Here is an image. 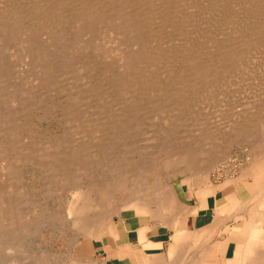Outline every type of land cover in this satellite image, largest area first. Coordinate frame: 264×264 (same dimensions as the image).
<instances>
[{
    "label": "rangeland",
    "instance_id": "374dc122",
    "mask_svg": "<svg viewBox=\"0 0 264 264\" xmlns=\"http://www.w3.org/2000/svg\"><path fill=\"white\" fill-rule=\"evenodd\" d=\"M1 1L3 3L5 2L4 5L6 7L3 5V3H1ZM1 1H0V10H2V9L5 8L6 11L11 12L12 14L13 13H16L17 11H19L17 14H19L20 12H22L26 16V15H28L31 12L30 15L32 16L34 14L37 15L39 13V11H40V13L43 12L42 13L43 14L42 16L40 14L39 17H37L38 15L36 17L38 19H40V18L43 19L39 23L42 22L43 23V26L46 29L48 27V24H46V23H49L48 22L49 20H47L49 16L46 17L45 15L46 14H49L50 17H51V14L52 15H54V13L57 14L59 12L58 10H56V9H58V7H63L65 5L63 7L65 9L66 7H68L70 5L72 6L74 3H76L75 5H78V4H84V3L90 4V3L94 2V0H92V1L89 0V1H91L90 3H89L88 0H84V2H82L83 0H76V1L75 0H64V1L63 0H56V1L54 0L53 1L54 3H52V6H51L52 0H51V2H50V0H49V2H47V0H37V1L36 0L35 1L34 0H31V3H30L29 0H21V1L18 0L19 1V2L17 1L18 3L16 2V0H13L14 2L12 0H9V1L7 0V2H6V0H1ZM32 1H34V3ZM42 1H44V3ZM57 1H59V2H57ZM79 1H80V3H79ZM22 2H23L24 5L22 4ZM45 2H47V3H45ZM56 2L58 3L57 4V8H56ZM12 3L14 4L15 7L13 6ZM40 3H42V4H40ZM62 3H64V5L63 6H60ZM25 4H27L26 7H25ZM39 4H40V6H39ZM68 4H70V5H68ZM21 5H23L24 8H27L28 7L27 10L26 9H23V6H21ZM33 5H34V8L32 7ZM8 6L10 8H7ZM48 6H49V8H48ZM53 6H55V7L52 10V7ZM29 7L33 8L34 11L31 8H29ZM43 7H44V9L46 11H48V13L43 9ZM200 7H201V5H200ZM11 8H12V11H10ZM37 8H39V9H37ZM15 9H17V10H15ZM20 9H23V10H20ZM49 9H51V10L49 11ZM202 9H203V7H202ZM41 10H42V12H41ZM157 10H159V7H157ZM2 11H4V10H2ZM2 11H0V12L1 13H4V12L7 13L6 11H4V12H2ZM32 12H33V14H32ZM5 13L4 14H0V16H3V15L6 16ZM22 13H20V14H22ZM44 13H45V15H44ZM8 14L9 13H7V15ZM44 16H45V18H42ZM155 17H156V15H155ZM45 20H47L46 23H45ZM154 21H155V19H154ZM35 23H36L35 25L36 26L39 25L37 27H39L41 29L39 30L35 25H33L34 31H35L34 33L36 34L34 36L36 38H34V36H33V41L32 42L30 41V40H32V38H31L32 36H30V35L29 36L28 35H24L22 33L19 35V38L18 37L16 38V40L15 39H12L13 41H11L10 38L6 39V41L5 40L3 41V39H4L3 36H2V38L0 37V39H2V40H0V42H1L0 46L2 47V49L4 51V52H2L1 51L2 49L0 47V49H1L0 50V54L1 53L3 54V56H1L2 54L0 55V63H1L0 64L1 65L0 72L1 71L3 72L2 74L0 73V75H1L0 76L1 77L0 83L3 80L5 81V79H4L5 75H6L5 78H7L6 81H5L6 83L3 81L2 85L0 84V118H1L0 119V131H1L0 132V138H1L0 140H2V142H0V144L2 145V146L0 145L1 146L0 153L1 154L4 153L3 155L0 154V186H1L0 187V191H1V201L6 200V199L7 200L9 199L8 202H11L12 201L11 196H13V197L14 196L15 197L18 196L17 198H15V197L13 198L12 197L14 200L10 204H14V205H10L7 202V200H6L0 206V210L2 208L3 210H1V211H4V208L3 207H5L6 204L8 203L9 205L7 204V206L5 207V209L7 208L8 210H11V209L14 210V211L12 210V211H9L8 212L10 216H11V213H12V216L13 217L12 216L10 217L8 215V213H7V215L11 219L7 216V219H10V221L7 220V221H5L6 224H3V226L0 225L1 226L0 231H3L4 230V231H6L8 233L9 230H10L9 233H11V234L13 233L12 235L15 237V238L13 237L10 241L13 240V247L15 249L17 248L16 250L14 249V250L8 251V250H4L3 249L4 247H1L2 244H0V264H7L9 261H13L16 258H17L16 259L17 264L18 263L19 264H69L70 263V260L73 259L72 254H73L74 248H75L77 242L81 239V237L78 234L77 230H75L73 228V226H72V220H71V218H69L67 216V206L66 205H67V201L68 202L71 201L72 192L70 190H72V188L74 187V185L77 186V184H78V186L76 188L79 189V190L85 191L87 188H89V187H91L93 185L94 186L96 184L98 185V183L100 185H103L104 183L106 184L107 182H108V184L114 183L115 181H117L119 179V176H118V173L119 172L120 173H124V174L127 173L128 175L131 176L132 174H135L138 171H140L143 167L156 166L159 162L166 160L168 156L174 155L175 153H177V154H183L184 152L185 153L186 152H189V151L190 152L191 151L192 152H195V151H198V150H204L205 152H209L210 147L212 146L213 140L215 138H218V132L220 133V131H226L225 129L228 127L227 125H229V123L232 124L235 121L234 120L235 119L234 118L235 116H237L236 118H240L244 114H246V112H248L247 110L250 109V105H253L254 104V103L253 104H251V103L254 100L255 101H259L260 98H262L263 97V94H264V88H263L264 84H263V86H261L262 85L261 81H262V79H264V76H262V77L259 76V75H261L260 73H262V72H263L262 75H264V66H263L264 64H262V61L264 63V60H263L264 59L263 58L264 57L263 56V54H264V51L263 50L264 49H262V50L260 49V48L264 47L263 46L264 45V42H263L264 39H260L262 42L260 40H258V41H260V43L259 42H252L253 45H255L257 43L260 44V45H262V46H260V48L259 47L257 48L259 50L253 49V50H251V52L252 51H254V52L253 53L250 52L251 55H252V57L249 55L251 57V60L250 59H247V60L248 61L250 60L249 62H252L253 61V63H252L253 65H251V63H249L250 65L247 64V60H246V58H250V57H248L247 54H250L249 51H248L249 50L248 47L250 46L252 48L253 47L252 44L251 45H248V47L246 45L243 46V44L236 46L238 48L236 49L237 51H235V52H237L238 54L240 53V54L243 55V52L246 51V53L244 52V55L243 56H246V55L247 56H246L245 59L243 57L244 61L242 59L239 62L241 64L237 63L240 66V67L238 66V68H240V70L237 69V66H235V64H234V66H235V67H233L234 70L236 68L237 70H239V72L237 70H235V71L233 70L234 72H230L227 75L228 77L225 76L228 79L223 78L220 81V78H221L220 77L219 79H216V80H214L211 83L212 88L214 87V89H215L214 90L215 93H214V95H211V94H213V90H212L211 87H209V90L210 91L212 90V92H211V94L209 93L210 96L208 97L207 100H208V103L209 104L210 103L213 104L214 101H216V100L217 101H216V103L214 102V104L216 106L213 104L214 105V107H213V105L210 104L209 105L210 107H209L208 104L206 105V102H204L205 101L204 98H202L201 96H199L201 93H199V94L197 93L198 96L197 95L194 96V100H193V97L192 96L186 97V98H184L183 96H181V98L184 99V101H183V99H181L180 97H178V96L176 97L174 94H172L176 90L174 88L169 87L170 86L169 83L167 84L168 86L166 85V83L169 82L173 78L174 73L176 74V72H178V69H180L183 66L182 65V62L178 59V57H179L178 54H180V52H179V50H177V48H178V46L180 47V44H182L186 39L188 41H190L187 37H184V33L185 32L181 35V40H183V39H185V40L181 41L179 39L180 38L179 36L174 35L175 32L171 28H168L167 27V30H168V33H167L166 26L163 24L162 21L161 22H156L155 25H154L156 31H160V32H157L158 33L157 35L159 37H161L159 39L160 42L157 43L158 44L157 46L160 47L161 46L160 43H162V46L160 47L161 50L163 49V51L164 52L166 51L167 54L170 53L171 51L174 53L173 55H171L172 54V52H171L170 53L171 56L165 62L168 65V61L171 58V61L172 62L171 61L170 62L171 63L174 62V63L171 64L169 62L170 63L169 64L170 67L166 66V64H163V65L166 66V67L164 66L165 68L163 67V65H161L159 67L160 69H158V70H160V71L163 70V71L161 72V78L159 79V82L158 83H162L163 82L164 85L163 84H158V87H157V84H156V87L159 90L161 89L160 91H162L164 87H165L164 89H169V90L171 89L172 91L171 92L169 91L168 94H166V95H164V93L163 94L157 93L156 94V97H155L154 96L155 95L154 93H155L156 87H154L155 89H153V87H150V85H148V84L138 83L141 89L139 88V90L137 91L138 84L136 86L137 89L136 88L134 89L137 92L136 94H138V96H137V95L134 94V92L132 93L131 91H129V93H130L129 94L126 91V89H124L123 87L121 88V87H118L117 86L118 87V91H120V89H121V91L124 90L122 92L120 91L121 93H124L123 94L124 96H126L125 94H127V96L129 95L128 97L127 96L124 97V96L120 95L119 92H117V87H116V84L114 83L115 81L113 82V80L111 79L112 78L111 76L108 77V75H110V73L108 74V72L111 70L112 72H117L118 71V73H119V71L121 70V68H120L121 65L119 64L120 62L118 60H115L116 58H118V55H116V53H118L120 50L123 52L125 47L124 46H121V45L115 44L111 36L109 37L110 39L108 38L109 40L107 41L106 38L109 35V34H106L107 31H108L107 29L105 30L106 31L105 33H103V30L104 29L102 30V33L103 34H106L107 36L106 35H102V33L101 34L98 33V34H100L102 36V38H101L100 41H102V39H104L106 37L105 38L106 41L104 40L105 43H104V41L103 42H100L99 40H96V39H99L101 37L100 35L97 38V34H95L94 37L96 39H94L95 40L94 41L93 40V38H94L93 37V34L94 33L92 34V37H91V34H85L86 35L85 36L84 33H82V32H80L78 35L75 34V36H74V34L69 33L70 34V38H71L72 35L74 36V38L72 37L70 40H68V42H69L68 43V42H66L67 40H65V42L62 41V40L61 41L56 40V36H51L50 35L51 33L50 34L48 33L47 34V37H45L43 39L40 36V31L41 30H44V27L43 26L41 27L42 23L41 24H39L38 22H35ZM157 28H158V30H157ZM161 28L162 29L165 28V31H166L167 34H164L165 31L164 30L162 31ZM73 29L74 30H72V31L74 33H76L77 31L75 30V28H73ZM80 34L81 35H84V36H81ZM171 34H173L174 36L171 35ZM168 35H169V37H167ZM49 36L51 38H49ZM83 37L84 38L87 37V38L84 39ZM46 38L47 39L49 38L48 39L49 42H51V39L53 38L52 39L53 43L52 42L49 43L48 40H46ZM165 38H167V39H165ZM211 38L212 39H210V40H211V42H213L212 40H214V39H213V37H211ZM90 39H92V40H90ZM177 40H178V42H177ZM7 41H9V42H7ZM25 41H26V43H25ZM74 41H75V43H73ZM80 41H81V43H80ZM89 41H90V44L91 45L94 44L93 42H95V43L97 42L94 45H96V46L98 45L97 46L98 48H100V46H101V48L102 47L105 48V46H103V45L106 44L107 42H109V43H107L106 45H108L110 43L111 44L109 45L110 47H108V48L106 47V49H103V48L101 49L104 52V55L105 56L103 55V53L100 54L99 52H102V51L101 50L99 51L98 49L96 51L97 54L95 55L94 54L95 52H93L95 50L90 51L92 48L89 46L90 44H88ZM91 41H93V42H91ZM18 42L20 43L21 46L18 45L19 44ZM23 42H24V45H26V46L23 45ZM76 42H77V44H76ZM98 42H99V44H98ZM57 43H60V44H57ZM71 43H73L74 46H72ZM82 43H83V45H82ZM100 43H102V45H100ZM7 44H9L11 46L10 49L8 47L9 45H7ZM15 44H17V46H20V47L15 46ZM163 44H166L164 46H166L167 48L163 47ZM5 45H7V47ZM27 45H30V46H27ZM53 45H55V46H53ZM67 45H69L68 48L66 47ZM31 46H33L32 49H29V47H31ZM63 46H65V47L63 48ZM70 46L74 47V49L72 47H70ZM81 46H83L84 49H80V51H81V53H80L79 47H81ZM88 46L90 47V50L88 48L86 49V47H88ZM111 46H113V49H112ZM118 46H120L119 47L120 49L119 48L117 49ZM168 46H170V47L168 48ZM242 46H243L244 49L243 48L241 49ZM245 46L247 47L246 49H245ZM257 46H259V45H255L254 47H257ZM69 47L71 49H73V50H70ZM115 47H116V50L117 51L115 50ZM171 47L174 48V49H176L175 50L176 52H174V49H171ZM7 48L10 50V52H8V53H7V51H9V50ZM51 48H53V49H51ZM239 48H240V50H239ZM17 49H18V51H17ZM25 49H27V50H25ZM67 49H69L70 55H69V52H68ZM85 49L88 50L87 51L88 53L86 51H84V52L82 51V50H85ZM168 49L169 50L171 49V50L169 51ZM13 50L16 51V52H13ZM20 50H21V52L23 51L22 52L23 55H21L22 53L20 52ZM36 50H38V51L36 52ZM74 50H77V51H74ZM167 50H168V52H167ZM255 50L258 51V53L256 52V55L254 56ZM5 51H6V53H5ZM31 51H32V53H31ZM114 51L116 53H113ZM259 51H261L260 52L261 54L259 53ZM25 52L27 53V55H26ZM62 52H63V54H62ZM89 52H93V53L90 54ZM219 52L220 51H218V52L213 51L212 56H215ZM52 53H54V54H52ZM67 53H68V55H67ZM79 53H80L79 56H83V55L86 54L85 56H83L84 57L83 58L84 60L82 59V57L80 58L77 55ZM19 54H20V56H19ZM43 54L46 55V56L44 55V57H47V59L43 57ZM51 54L53 56H51ZM88 54H89V56H88ZM98 54H100L102 57L100 55L98 57ZM113 54L116 57L113 56ZM4 55H6V57L8 59ZM16 55H17V57L19 56L20 58L16 59L17 58ZM28 55L29 56L31 55L30 57H32V58H30ZM32 55H34L35 57H33ZM65 55H66L67 58L65 57ZM71 55L72 56L74 55V56L72 57ZM108 55H109V58H108ZM259 55H262V57L260 56V58H259L258 57ZM22 56L23 57H26V58H23ZM86 56H88L91 59H92V57H95V61H97V64L94 61V58L92 60H90L87 57L89 59V62H88L87 61L88 59L86 58ZM55 57H58L59 59L61 57V59L59 60L58 58H55ZM74 57H75L76 60L73 59ZM174 57H175V60H173ZM69 58H71V59L69 60ZM85 58H86V60H85ZM103 58H105V59H103ZM176 58L180 62L179 61H176ZM3 59H5V60H3ZM37 59H38V61H37ZM66 59H68V64L73 61L72 62L73 64H71L72 66H70V65L67 64V60ZM79 59L80 60L82 59L81 60L82 61V64L80 63L78 65V61H80ZM255 59H256V62L257 63L254 62ZM106 60L107 61L109 60V62L112 61V63L110 62L111 64H109V62L107 63ZM245 60H246V63H244ZM6 61H7V63H6L7 66L4 64L6 66L5 67L2 63L6 62ZM84 61H85V63H84ZM92 61H93L94 64L91 63ZM27 62L29 64H31V65H28ZM43 62H45V63H43ZM74 62H75V65H78V66H76V68H73V67H75ZM105 62L108 65H106ZM115 62L118 63L119 66L117 64L115 65L114 64ZM178 62L180 63V65H178L179 64ZM259 62H261V63H260V68H258V70L261 69L262 66H263V68H262L263 70H261V72L260 71L259 72H256L257 71V68L255 69V67L259 66ZM57 63H58V65H57ZM86 63H91L94 66L91 65V64H86ZM102 63H103L104 68H103V66H101ZM255 63L257 64V66H255L256 65ZM48 64H50V65L48 66ZM80 65H82L84 67H81ZM88 65H91L90 68L91 69H95V70H93V71L92 70H89V68H88L89 66ZM176 65L178 66V68L175 69V67H177ZM244 65L246 67H244ZM8 66H11V67H8ZM35 66H37V67H35ZM40 66H42V67H40ZM61 66H64V68L66 67V69H63V67H61ZM99 66H101V67H99ZM173 66H174V69H173ZM241 66L244 67V68H247V69L249 68V70H251V69L252 70L250 72L249 70L243 69ZM248 66H250V67H248ZM3 67H4V69H3ZM46 67L49 68L50 71ZM85 67H87V70H86ZM118 67H119V70L117 69ZM6 68H8V69H6ZM42 68H43V71H42ZM51 68H53L54 70L53 69L51 70ZM56 68H58V70ZM80 68H82V69H80ZM108 68L109 69L111 68V69L108 70ZM253 68L256 71H254ZM30 69H31V72H30ZM75 69H78V70H75ZM98 69H100V70H98ZM104 69H105V71H104ZM64 70H65V72H68L70 75L67 73L66 75L64 74L65 75L64 76L63 75V73H65ZM80 70L81 71L83 70V73L82 72L81 73H78V71L80 72ZM85 70L86 71L89 70V71L86 72ZM101 70H103L105 73L103 71H101ZM107 70H108V72L106 73ZM84 71L86 73V76L84 74ZM160 71H159V74H160ZM244 71H245V73H246V71H248L247 73L250 72L249 73L250 76H251V74H253L252 76L253 77H257V78H253L252 76L250 78H248L249 76H247V75H249V74H246V76H245V73H242ZM5 72H8V73H5ZM38 72H39V74L40 73L41 74L38 75ZM72 72H73V74L74 73L75 74L73 75ZM95 72H98V73H95ZM100 72L103 73V76L102 77H101L102 74ZM170 72H172L171 74L173 76H171ZM231 73H233L232 75H235V74L237 75V76L235 75L234 77H232L233 80L231 79ZM240 73H242L244 75H240ZM254 73H256V74H254ZM29 74H30V76H29ZM93 74H94V76H93ZM166 74H168V75H166ZM238 74L240 76H238ZM3 75H4V77H2ZM58 75H59V77H58ZM81 75L84 78L81 77ZM255 75H258V76H255ZM39 76H41V77L39 78ZM55 76H56L57 79L55 78ZM70 76H71L72 79L69 78ZM242 76H245L244 79L246 81H244V79H243ZM90 77L93 78V80ZM97 77L100 78V79H102V82H101V80L99 81ZM103 77H104V79L108 77L107 79H105L107 81L103 80ZM168 77H169V81H168V79H166ZM235 77H237V78L235 79ZM47 78H49V79H47ZM58 78H59V80H58ZM60 78L62 80H60ZM63 78H65V79H63ZM162 78H163L164 81L161 80ZM259 78H261L260 79L261 81H259ZM46 79H47V81H46ZM66 79H68V80H66ZM83 79H85V81H86V79H88L86 81L87 84L84 82ZM234 79L236 81L238 80L240 83L237 81V83H239V84H236V81ZM249 79L250 80L252 79L251 80L252 82ZM63 80H65V82ZM69 80L70 81L72 80V81L70 83H68ZM76 80H80V81H77L76 82ZM217 80H218V82L220 84L217 82ZM227 80H230L231 82H229V81L227 82ZM57 81L58 82L61 81V82L58 83ZM160 81H162V82H160ZM225 81H226V84L227 85L225 84ZM234 81H235V83H234ZM243 81L245 83L244 85L242 84ZM45 82H46V84H45ZM55 82H56V84L58 83V85H55ZM80 82L83 85H85V87L83 85H81ZM97 82H98V87H97V84H96ZM221 82H223V83H221ZM232 82L235 84V86L237 85L236 86L237 88H235V86H234V84ZM51 83H52V85H51ZM103 83H106V84L103 85ZM214 83L215 84L217 83V86L219 85V87L217 88V86L214 85ZM231 83H232V86H233L232 89H230L232 86H230V88L228 87V85H230ZM38 84H40V85H38ZM66 84L67 85L69 84V87ZM70 84H71V86H70ZM75 84H77L78 87H77V85L75 86ZM88 84L89 85L91 84V85L89 86ZM93 84L96 85V86H94ZM142 84H144V85H142ZM253 84L256 85V87L258 86V84L259 85L261 84L260 87L259 86L257 87L260 90L256 88V90L254 91V89H255L254 87L255 86L251 88V86H253ZM87 85H88V88L89 89L87 88ZM108 85H110V86H108ZM159 85H161L162 88H159L160 87ZM222 85H223V87H222ZM248 85H250V86H248ZM66 86H67V91H66ZM80 86H82V88L84 87L83 88L84 90ZM92 86L96 87L97 89L96 88L93 89ZM101 86L104 89H102ZM105 86H106V88H105ZM144 86L147 87L146 90L144 88H142ZM70 87H71V89H70ZM74 87H76L78 89V91L76 89L74 90ZM148 87H149V89H148ZM244 87H246V88L244 89ZM58 88L59 89L62 88L61 90L63 92L61 90H59ZM85 88L87 90H89V91L93 89L92 90L93 92L92 91H90V92L87 91L86 92L85 91L86 90ZM98 88H100L101 91ZM223 88L225 89L223 91H224V93L226 91V94L223 95V93H222V97H221V94L219 93V95H220L219 96L218 93H216V91L217 92H223L222 91ZM228 88L230 90H234V89L235 90H239V88H240V92L235 91V94H234V92L233 91H230ZM261 88H263V89H261ZM55 89H57V91ZM151 89H153V91H151ZM220 89H221V91H220ZM68 90H70V91H68ZM96 90H98V91L95 92ZM114 90H116V91H114ZM257 90H259V91H257ZM59 91H61V92L59 93ZM74 91H76V95L77 96L75 95V92ZM77 92H79V93L77 94ZM82 92L85 93V94H83ZM88 92H89V94H88ZM99 92H101V94ZM149 92H150V94H148ZM151 92H152V94H151ZM229 92L232 93L235 96V98H232L234 96H232V94H230ZM258 92L259 93L261 92L262 95L259 96L258 95ZM31 93H33L32 94L33 97L30 95ZM102 93H103V95H102ZM141 93L143 94V96H142ZM41 94H42V96H41ZM79 94H80V96H79ZM146 94H148L149 96L146 95ZM160 94H161V96H159ZM89 95H91V96H89ZM113 95H115V96H113ZM35 96H37L38 98H36ZM44 96H45V98H43ZM103 96H105V97H103ZM106 96H107V98H106ZM108 96H110V97H108ZM111 96H113V97H111ZM133 96H134V98H133ZM167 96H169V97L167 98ZM172 96L173 97L175 96V99ZM224 96H225V98H224V102H223L222 99H223ZM34 97L36 99H34ZM84 97H85V99H84ZM123 97H124V99H123ZM145 97H149L151 100L149 98L146 99ZM211 97H212V99H210ZM152 98H153V101L154 102L152 101ZM201 98L204 101L201 100ZM253 98H256V99H253ZM11 99L14 102L13 101H10ZM71 99H72V101H71ZM83 99H84V101L86 103L84 101H82ZM93 99H96V100L93 101ZM218 99L220 101H218ZM32 100L33 101L35 100V102H34L35 105H34V103H33ZM73 100H76V102L73 101ZM79 100L82 103L78 102ZM164 100H165V104H167V105L166 106H163L162 109L161 108H158V106H156V104L163 103L162 101H164ZM167 100H169V101L167 102ZM198 100L200 102L201 101H203V102L202 103L199 102L200 103L199 104L197 102ZM43 101H46V102L44 103ZM47 101H49V102H47ZM95 101H97V102H95ZM99 101H100L99 106L98 105H95V104H98ZM104 101L107 102V103H105ZM135 101H137V104H136ZM172 101H173V103H171ZM176 101H178L179 103L185 102L184 103L185 106H181L179 108L178 107L176 108V106H177L176 104L178 103ZM190 101H191V103H190ZM53 102H54V104H53ZM83 102H84V105H83ZM126 102H128V103H126ZM132 102H135V103H132ZM140 102L142 103V106L144 105L143 107H145V109L141 106V104H139ZM31 103H33V104H31ZM68 103L71 106H69ZM76 103L78 105L80 104L79 107L82 106V105L85 106V104L88 103L83 108V110H85V111L87 110L88 113H89V115H87L88 113L85 114V111H84V114H83V111H82V107L83 106L79 108ZM123 103L126 104V106ZM186 103H187V105L189 103L190 105H192V107H190V105L186 106ZM220 103H222V104H220ZM223 103H224V105H223ZM72 104L73 105L76 104L77 106L76 105L75 106L78 108V110H75L76 108H73L72 107ZM109 104H113V105H110L109 106ZM122 104H123V106H121ZM131 104H132V106H131ZM193 104H195V106ZM100 105H102V106L108 105V106L102 107ZM128 105H129V107L127 108ZM138 105H140L142 108L140 106H138ZM53 106H54V108H53ZM96 106L99 107L100 109L102 108V111L98 110L99 108L97 109ZM155 106H156V108H155ZM68 107L70 109H68ZM92 107H94V108H92ZM130 107H133V108H130ZM136 107L137 108L139 107L138 109H140V110L138 111V109H136ZM185 107L186 108L188 107V109H187L188 111L184 109ZM189 107H190V109H189ZM90 108H92L94 110L96 108L97 110L96 111H93ZM104 108H107V109L104 110ZM126 108L128 110H130V109H132V110L131 111H128ZM53 109H55V110H53ZM71 109L73 111H77L79 113V115H78L77 112L76 113L74 112V114H73V111ZM79 109H81V110L79 111ZM135 109L137 110L138 115H136V113L134 114V112H136V111H134ZM177 109L179 110V112H178ZM190 110H192V111H190ZM181 111H185V112L187 111V113L181 112ZM194 111H195V113H194ZM67 113H69L70 116H69V114L67 115ZM81 113L84 116L86 115L87 117H89V116L90 117L89 118H87L86 116L84 117ZM127 113L130 114L131 116L128 115ZM125 115L128 117V119L129 118L130 119L132 118V120H130L131 123H130V121L128 119H126L127 117ZM8 116L10 117V120L7 119V118H9ZM71 116L73 118H75L74 116H76V119L74 120ZM83 117L85 118V120L87 119L86 120L87 122H89L91 120L92 122L90 121L89 123H90V125H91V123L93 125L92 126H89V123L87 124ZM2 118L4 120H5V118L7 119V122L9 123V126L6 127V125L8 123H6V121L4 122V120ZM68 118H70V119L68 120ZM124 118H125V120H124ZM82 119L85 121L84 124L82 122L83 121ZM72 120H73V122H71ZM123 120H124L125 123L123 122ZM133 120H137L138 122L137 121H133ZM68 121H69V123L71 122V124H69ZM78 121H80V122H78ZM109 121H111V122L108 125ZM126 121H127V123H126ZM3 122L6 123V124H4V126H3ZM81 122H82V124H81ZM128 122L130 123V125L131 124L132 125L130 126ZM75 123H77V124H75ZM85 123L89 126V129L90 130L88 129V126H86ZM98 124L100 126H98ZM127 124L129 125V127H125V126H127ZM79 125L80 126H83V128H80ZM117 125L120 126V127H118ZM123 125H124L125 128L123 127ZM23 126L25 127V129H24ZM93 126H94L95 129L92 128ZM113 126H115V127L113 128ZM13 127H16V130H15L16 133L19 132L21 134L18 133V135H17L15 133V131H13L15 129ZM18 128H19V130H18ZM78 128L81 131L78 130ZM86 128H87V130H86ZM91 128H92V130H91ZM110 128L112 130H115V131H112ZM3 129H5L4 131H6V132H4ZM85 130H86V132H85ZM79 131H80V133H79ZM120 131L121 132L123 131V132L121 133ZM10 132H12L11 134H13V135L16 134L15 136L17 138H15V136H14V138H12L13 135L10 134L12 136L11 137L9 135ZM5 133H7L9 136L7 134H5ZM114 133H116L117 135L115 134V136H114L113 135ZM1 134L5 137V140H4V137L1 136ZM117 136H120V139H119V137L117 138ZM6 137H8V139ZM113 137H115V138H113ZM10 140L11 141L12 140L13 141H16L17 140L16 145L18 144V142L19 143L21 142L22 144L20 143L21 146L18 144L20 146V147H18L16 145H14L15 142H13V144L11 142V144H10L11 147H10L9 144H8L10 142ZM4 141H8V142H6L7 145L6 144H3V143H5ZM253 144L254 143H252V142H250V143L247 142V143H242V144L239 143L238 145L232 146V148L229 150V154H227L228 155L227 156L228 158H227L226 162L225 161L224 162L223 161L222 162H219V164H217L218 166L217 165L214 166V168L212 170L213 172L211 171V173H209V175H208V180L209 181H206L207 178L204 180L202 178L197 177V178L192 179L193 182L191 181V183H190V181L187 180L188 175L186 173H176V174L170 173L169 176H168V178H167L166 183H168L172 187H174V190L176 191L177 196L180 198V200L183 203H185L187 205L195 206V205L198 204V199L193 194V192L196 190V187L197 188H201V189L204 190L206 188L208 182H212L211 184H214V185H221V184L226 183L225 180L226 181L230 180V182L231 181L232 182L233 181H237L235 184L228 185L221 192H218V195H217V199L219 200L218 202L220 204H222L225 201V197L227 195H229L232 192H237L243 198V201L245 203H247V202H249L250 199H252V193H250L248 191V189L243 186L242 182L239 181V178H241V176L244 173V171H246V169L250 165V159H251V157H250L251 156L250 151L252 149H254V145ZM12 147L14 148L13 150H11ZM17 147L20 148V149H17ZM5 149H7V151H9L11 154L9 152H7ZM21 149H22V152L19 151ZM68 149L71 152H69ZM71 149H74V150L76 149V152L74 151L75 154H73L74 152ZM10 150L12 152H14L13 153L14 155L12 154V152ZM99 150H100V153H99ZM102 150H104V151H102ZM4 151H6L8 153L7 154L8 156L5 155L6 152H4ZM16 151H19L20 153L19 152H16ZM31 151H32V154L34 152H36V155H32L31 156L32 158L30 156L29 157L26 156V155L30 154ZM162 151H166L165 152L166 155L165 154H161ZM24 152H25V156L26 157L24 156ZM42 152H43V155L44 156L41 155ZM16 153H17V155H16ZM21 153H23L22 155H20V159L21 160H18L19 159V155L18 154H21ZM26 153H28V154H26ZM95 154L96 155L98 154L99 156L98 155L96 156ZM9 155H11L13 157V160L15 162L12 160V158H10ZM73 155H75L76 159L74 158ZM77 155L78 156L80 155L79 156V159L81 158L80 159L81 161L77 159ZM14 156L16 158H14ZM21 156H23V157H21ZM38 156H41V157L39 158ZM50 156L53 157V158L51 159ZM69 156L70 157L72 156L73 158L72 157L70 158ZM3 157H5V158H3ZM7 157H8V161L11 159L12 163H11V161L10 162H8V161L6 162ZM87 157L89 158V162H87L88 161V158ZM97 157H99V160H98ZM22 158H26L28 160L26 161V159H22ZM83 158H84L85 161L83 160ZM85 158H87V160ZM95 158H97V159H95ZM48 159H49V162H47ZM55 159H57L58 161L55 160ZM71 159H73L74 162H72ZM74 159L76 161H78L79 163L77 164V162ZM93 159L99 161L100 163L97 162V164H96V162H94ZM206 159H207V157H203L202 158V160H203L202 161L203 162L202 166L203 167H205L206 165L209 164L208 162L210 160H208V159L206 160ZM41 160H43L42 161L43 163H41ZM173 160L174 159L172 158V161ZM1 161H3V162H1ZM45 161H46V163H45ZM60 161H61V163H60ZM92 161H93V163H92ZM57 162H59L60 165ZM83 162H86L88 165H89V163L90 164L92 163L93 165H90V169H88L89 168L88 165L84 163L85 166H83ZM204 162H206L208 164H206ZM4 163H5V165H4ZM8 163H10L12 166L10 164H9L10 165L9 166ZM13 163H15V164L13 165ZM67 163L70 164V165L71 164L73 165V163H74L75 165H73V166L70 167V165L68 166ZM151 163H152V166H150ZM66 164H67V166H66ZM53 165H57V166H55V168H54ZM118 165H120L121 167L118 166ZM76 166H79V167H76ZM81 166H82V168H83V170L85 172L81 169ZM86 166L88 168H85L86 169L85 170L84 167H86ZM10 167L11 168L13 167L12 169H13V171L15 170V172H12V169H10ZM16 167H18V168L16 169ZM51 167H52V169H51ZM59 168L60 169L62 168L61 170H63V168L64 169H67V170L69 169L70 171L69 170L68 171L67 170L66 171L65 170L61 171ZM94 168H95V170H94ZM53 169H54V171H53ZM57 169H59L61 172L60 171L58 172ZM87 169H88V171H87ZM96 169H97V171H96ZM9 170H11V171H9ZM7 171H9L8 174H6ZM64 171L67 172V173H64ZM78 171H79V173H78ZM82 171H83V174L85 176L82 175V177H81L80 173H82ZM90 171H92V172H90ZM18 172H19L20 175L18 174ZM99 172L101 173V175H103L102 177L100 176V173ZM9 173L12 174V175H14V176H15V174H18V175H16V177H14V176H11ZM60 173H61V176L62 177L60 176ZM92 173H94V174L92 175ZM95 173H97V174H95ZM64 174H66V177H65ZM68 174H70V176H67ZM73 174H76V175H73ZM77 174L80 175V178H82V179H78L79 176ZM87 174H89V176L91 178L89 176H88L89 177L88 178L87 177ZM7 175H9V178H7L8 177ZM95 175L99 179L97 177H94ZM10 176H11V178H10ZM67 177H68V179H67ZM86 178L88 180H86ZM15 179L16 180H19V182H16ZM92 179H94V180H92ZM96 179H97V181H95ZM133 180H134L133 177L127 178V180H126L127 181L126 182L127 183L126 188L121 189V190L117 191V194H114V196H113V198H112V200L110 202V204H112V202L114 201L113 204H112V206L114 205L116 207L117 206L118 207H121V205L124 202H126L127 200H129L130 197L131 198L134 197V195L136 193H133L134 192L133 191V185H132L133 184ZM245 180L251 181V179H248V178H246ZM69 181H71V182H69ZM85 181H87L88 183L90 182V184H88L87 182L85 183ZM92 181H93V183H91ZM10 183L12 185H10ZM73 183H75V184H73ZM94 183H96V184H94ZM15 184L16 185L21 184V185H20V187L18 186L19 187L18 188V187H16ZM82 184H84V185H82ZM89 185H91V186H89ZM5 186L9 190L6 189ZM21 186H22L23 189H20ZM11 187H13V188H11ZM2 188H4V189H2ZM4 190H6V192ZM192 190H193V192H192ZM3 192L5 194L8 193L7 195L9 196V198H8L7 195L5 197V194H3ZM3 195H4V197L6 199L5 198H2ZM9 206H13V207L11 208ZM9 208H11V209H9ZM4 212H6V210ZM203 212L204 213L201 214L202 216H200V217L199 216L198 217H191L189 219V225H188L189 227L188 228L190 230L197 229V228H199L201 226H204V225L210 223V221L212 219V216H213L212 211H209L208 213H206L207 210L206 211L204 210ZM120 214H122V213H120ZM126 215H128V214H126ZM116 216L118 217V214L117 215L116 214H112L111 219L113 220V222H115L117 224L119 222V220L117 219ZM123 217H125V214L123 215ZM126 218H127L126 221L128 223L127 226L134 227V223L132 222V220H130L129 215ZM13 219H14V221L16 219V223L13 221ZM11 220L13 221V224H11L12 223ZM17 220H18V222H17ZM7 223H9L10 225H14L16 229L13 228L14 226H11V228H10V225H8ZM7 226H9V228ZM128 229H130L129 233L128 232H125V231H122L121 232V236H123V237H129L131 240L136 239V231L135 232L133 231L134 228H128ZM12 230H14V231H12ZM4 231H3V233H4ZM15 231H16V233H15ZM154 231H155V237L158 238V239H160L162 242H164V245L163 246H164V250H166L168 248L169 243H170V238L173 235V232L171 230H165V229H163V230L162 229L161 230L160 229H156ZM153 235H154V233H153ZM148 236L150 237L151 236V233H148ZM106 242L107 241L105 240V243ZM136 245L138 246L137 243H136ZM94 246L97 249V251H96L97 256H102L104 254V250H103V247L101 246V243H99L97 241V242L94 243ZM33 255L35 257H37V258L33 257ZM12 256H14V257L17 256V257L16 258H13ZM41 259L44 260V261L41 262ZM47 260H48L49 263L47 262Z\"/></svg>",
    "mask_w": 264,
    "mask_h": 264
},
{
    "label": "bare ground",
    "instance_id": "6f19581e",
    "mask_svg": "<svg viewBox=\"0 0 264 264\" xmlns=\"http://www.w3.org/2000/svg\"><path fill=\"white\" fill-rule=\"evenodd\" d=\"M1 1V0H0ZM9 1V0H8ZM13 1V0H12ZM18 0H16V2H17ZM21 1V0H20ZM30 1V3H31V0H29ZM35 1V0H34ZM34 1H32L33 3H34ZM37 1V0H36ZM54 0H52V2H51V0H50V2H51V6H52V3H54L53 2ZM56 1V0H55ZM64 1V0H63ZM76 1V0H75ZM89 1V0H88ZM92 1V0H91ZM91 1H89V3L91 2ZM6 2H7V0H6ZM14 2V1H13ZM19 2V1H18ZM17 2V3H18ZM26 2V1H25ZM43 3H44V1H42ZM47 2H49V0H47ZM47 2H45V3H47ZM57 2H59V1H57ZM56 2V8H57V3ZM66 2V1H65ZM82 2H84V0L82 1ZM87 2V1H86ZM1 3H3L2 1H1ZM5 3V2H4ZM4 3H3V5H4ZM9 3V2H8ZM27 3V2H26ZM32 3V4H33ZM79 3H80V1H79ZM13 4V3H12ZM22 4H23V2H22ZM29 4V3H28ZM38 4V3H37ZM40 4H42V3H40ZM40 4H39V6H40ZM76 3H74L72 6L70 5V4H68V5H70V6H68V7H66L65 9L63 8L65 5H64V3H62L60 6H63V7H58V9H56V10H58L59 12L57 13V14H55L54 13V15H52L51 14V17H50V15L49 14H46L45 15V13H44V15L47 17V16H49L48 17V19L47 20H49L48 22L49 23H46L47 22V20H45V23L46 24H48V27H47V29L43 26V23H42V25H41V27L43 26L44 27V30H41L40 31V36L44 39L45 37H47V34L49 33H51L50 35L51 36H56V40H58V41H64L65 42V40H67L66 42H68V40H70L72 37L74 38V36H75V34H79L80 32H82V33H84V35L85 34H91V37H92V34H93V37L95 36V34H97V38L99 37V35L102 33V30H103V33H105L106 31V29L108 30L107 31V33L106 34H109L108 35V37L106 38L105 36V38H106V40L108 41L110 38V36L112 37V39H113V41H114V43L115 44H117V45H121V46H124L125 48H124V51L122 52L121 50V52L119 51L118 53H116L115 51L113 52V53H116V55H118V58H116L115 60H118L120 63V68H121V70L119 71V73H118V71L117 72H112L109 68H108V70H110L109 72H108V70L106 71V73L108 72V74L110 73V75H108V77L109 76H111L112 78V80H113V82L116 84V87L118 86V87H123L124 89H126V91L129 93V91H131L132 93L134 92V94L135 95H137L138 96V94H136L137 92H136V90H134L135 88H136V86H137V84L138 83H144V84H148V85H150V87H153V89H155L154 87H156V84H157V87H158V84H163V82L162 81H160V82H162V83H158L159 82V79L161 78V72L163 71H160V70H158V69H160L159 67L161 66V65H163V64H166L165 62L168 60V58L171 56V55H173L174 53L172 52V54L170 55V53H166V51L164 52L163 51V49L161 50L160 49V47L162 46V43H160L161 44V46L160 47H158L157 45V43H159L160 42V38L161 37H159L157 34V32H160V31H156V29H155V27H154V25H155V23L156 22H163V24L166 26V30H167V27L168 28H171L174 32H175V34L174 35H177V36H179L180 38V40H181V35L184 33V37H187L190 41H188L187 39L185 40V39H183V40H185L182 44H180V47L178 46V48H177V50H179V52H180V54H178V59L182 62V67L180 68V69H178V72H176V74L174 73V76L171 74L172 72H170V74H171V76H173V78L169 81V77L168 78H166V79H168V81L169 82H167L166 83V85L169 83V87H171V88H174L176 91H174L172 94H174L176 97L178 96V97H180L181 98V96H183L184 98H186V97H190V96H192L193 97V100H194V96H196L197 95V93L199 94V93H201L199 96H201L202 98H204V100L201 98V100H203L204 102H206V105L208 104V106L210 105V104H212V103H208V97L210 96V94H211V92H212V90H213V94H211V95H214V87L212 88V86H211V83L214 81V80H216V79H219L220 77V81H221V79H223V78H226V77H228L227 75L230 73V72H234L235 70H237V69H239L240 70V68H238V64L237 63H239L242 59H243V57H244V59L246 58V56L248 55V57H252V55H251V53H253L254 51H252L251 52V50H253V49H256V50H259V49H257L258 47L260 48V46H262V45H260V44H255V45H259V46H257V47H254L255 45H253V43L252 42H259L260 43V39H264V0H94V2H92V3H90V4H86V3H84V4H78V5H75ZM2 5V6H3ZM9 5V4H8ZM11 5V4H10ZM19 5V4H18ZM24 5V4H23ZM23 5H21V6H23ZM26 5L27 4H25V7H26ZM30 5V4H29ZM47 5V4H46ZM49 5V4H48ZM67 5V4H66ZM200 5H201V7H200ZM5 6V5H4ZM13 6H14V4H13ZM31 6V5H30ZM50 6V5H49ZM49 6H48V8H49ZM6 7V6H5ZM15 7V6H14ZM13 7V8H14ZM18 7V6H17ZM16 7V8H17ZM33 8H34V5L32 6ZM38 7V6H37ZM45 7V6H44ZM44 7H43V9H44ZM55 6H53L52 7V10H53V8H54ZM157 7H159V10H157ZM202 7H203V9H202ZM7 8H10L9 6L7 7ZM21 8V7H20ZM28 8V7H27ZM27 8H24V6H23V9H26L27 10ZM29 8H31V7H29ZM33 8H31L32 10H33ZM51 8V7H50ZM2 9V8H1ZM23 9H20V10H23ZM37 9H39V8H37ZM2 10H4V11H6L5 10V8L4 9H2ZM2 10H0V11H2ZM9 10V9H8ZM15 10H17V9H15ZM45 10V9H44ZM51 9H49V11H50ZM157 10V11H156ZM201 12H200V11ZM4 11H2V12H4ZM10 11H12V8L10 9ZM25 11V10H24ZM23 11V12H24ZM34 11V10H33ZM36 11V10H35ZM38 11V10H37ZM46 11V10H45ZM44 11V12H45ZM7 13H9L8 15H7V13H5L6 14V16H0V37L2 38V36H3V41L5 40L6 41V39H8V38H10L11 39V41H13L12 39H15L16 40V38L18 37L19 38V35L22 33V34H24V35H30V36H32L31 38H32V40H30L31 42L33 41V36L34 35H36L34 32V27H33V25H35L36 23L35 22H40V21H42L43 19H38L37 17H39L40 16V14H41V16L43 15L42 13V10H41V12L42 13H40V11H39V13L37 14V15H30V13L28 14V15H24V13H22V12H20V13H22V14H17L19 11H15L16 13H11V12H8V11H6ZM47 13H48V11H46ZM54 12V11H53ZM57 12V11H56ZM4 13H1L0 12V14H4ZM27 13V12H26ZM25 13V14H26ZM32 14H33V12H32ZM155 15H156V17H155ZM37 16V17H36ZM45 16L44 17H42V18H45ZM50 18V19H49ZM154 19H155V21H154ZM44 22V21H43ZM41 23H39V24H41ZM36 26V25H35ZM37 26H39V25H37ZM36 26V27H37ZM35 27V28H36ZM39 30L41 29V28H39V27H37ZM73 28H75V30L77 31H75L76 33H74L72 30H74ZM43 29V28H42ZM157 30H158V28H157ZM161 30L163 31H165V28H161ZM172 31V32H173ZM69 33H72V34H74V36L72 35L71 36V38H70V34ZM98 33H100V34H98ZM102 33V35H106V34H103ZM162 33V32H161ZM164 33V32H163ZM167 33H168V30H167ZM166 33V31H165V33L164 34H167ZM171 33V32H170ZM173 34H171V35H173ZM195 34V35H194ZM58 35V36H57ZM81 35V34H80ZM84 35H81V36H84ZM173 35V36H174ZM186 35V36H185ZM86 36V35H85ZM101 36V35H100ZM107 36V35H106ZM158 36V37H157ZM197 38H196V37ZM27 37V36H26ZM58 37V38H57ZM88 37V36H87ZM87 37H85V38H87ZM90 37V38H91ZM167 37H169V35L167 36ZM211 37H213V39L214 40H212L213 42H211V40L210 39H212ZM24 38V37H23ZM34 38H36L35 36H34ZM41 38V39H42ZM49 38H51L50 36H49ZM48 38V39H49ZM76 38V37H75ZM81 38V37H80ZM84 38V37H83ZM84 38V39H85ZM101 38H102V36L99 38V39H96L95 37L93 38V40L94 39H96V40H101ZM105 38L104 39H102V41H100V42H103L104 40H105ZM109 38V39H108ZM173 38V37H172ZM30 39V38H29ZM47 38H46V40H48ZM53 39V38H52ZM52 39H51V42L53 43V41H52ZM79 39V38H78ZM89 39V38H88ZM165 39H167V38H165ZM0 40H2V39H0ZM19 40V39H18ZM90 40H92V39H90ZM105 40V41H106ZM171 40V39H170ZM183 40H181V41H183ZM257 40V41H256ZM258 40H260V41H258ZM10 41V42H11ZM29 41V42H30ZM72 41V40H71ZM88 41V40H87ZM95 41V40H94ZM105 41H104V43H105ZM112 41V40H111ZM164 41V40H163ZM176 41V40H175ZM180 41V42H181ZM7 42H9V41H7ZM6 42V43H7ZM28 42V41H27ZM42 42V41H41ZM47 42V41H46ZM48 42H49V40H48ZM51 42H49V43H51ZM91 42H93V41H91ZM177 42H178V40H177ZM176 42V43H177ZM262 42V41H261ZM264 42V41H263ZM5 43V44H6ZM17 43V42H16ZM19 43V42H18ZM25 43H26V41H25ZM45 43V42H44ZM56 43V42H55ZM54 43V44H55ZM69 43V42H68ZM73 43H75V41L73 42ZM73 43H71L72 44V46H74L73 45ZM80 43H81V41H80ZM94 44H96L95 42H93ZM103 43V44H104ZM107 43H109V42H107ZM106 43V44H107ZM113 43V44H114ZM166 43V42H165ZM238 43V44H237ZM0 44H1V42H0ZM14 44V43H13ZM28 44V43H27ZM38 44V43H37ZM57 44H60V43H57ZM66 44V43H65ZM76 44H77V42H76ZM79 44V43H78ZM87 44V43H86ZM88 44H90V41H89V43ZM94 44H90L89 46L92 48L91 50H90V47L88 46V47H86V49L88 48L90 51H92V50H95V51H93V52H95L94 54L96 55L97 53H96V51H97V49L100 51L102 48L103 49H106V47L108 48V47H110L109 45L111 44H108V45H106V44H104L103 46H105V48L104 47H102L101 48V46H100V48H98L96 45H94ZM98 44H99V42H98ZM112 44V45H113ZM114 44V45H115ZM178 44V43H177ZM243 44V46L244 45H246L247 47H248V45H251L252 44V48L249 46L248 48H249V53L250 54H247L246 56H243L244 55V52L246 53V51H242L243 52V55L242 54H238L237 52H235V51H237L236 49L238 48V47H236L237 45H242ZM7 45H9V44H7ZM7 45H5L6 47H7ZM18 45H20V43L18 44ZM23 45H24V42H23ZM56 45V44H55ZM55 45H53V46H55ZM82 45H83V43H82ZM100 45H102V43H100ZM164 45H166V44H163V47H165V48H167L166 46H164ZM3 46V45H2ZM4 46V47H5ZM13 46V45H12ZM15 46H17V44H15ZM14 46V47H15ZM21 46V45H20ZM20 46H17V47H20ZM24 46H26V45H24ZM27 46H30V45H27ZM39 46V45H38ZM52 46V45H51ZM68 46L69 45H67L66 47L68 48ZM72 46H70V47H72ZM79 46V45H78ZM116 46V45H115ZM243 46L241 47V49L243 48ZM245 46V49L247 48ZM264 46V45H263ZM1 47V46H0ZM5 47V48H6ZM9 47V49H10V45L8 46ZM16 47V48H17ZM32 47L33 46H31V47H29V49H32ZM37 47V46H36ZM65 46H63V48H64ZM69 47V48H70ZM112 47V49H113V46H111ZM120 46H118L117 47V49L119 48ZM170 46H168V48H169ZM23 48V47H22ZM21 48V49H22ZM42 48V47H41ZM45 48V47H44ZM47 48V47H46ZM54 48V47H53ZM53 48H51V49H53ZM73 49H74V47H72ZM1 49H2V47H1ZM0 49V50H1ZM8 49V48H7ZM6 49V50H7ZM8 49V50H9ZM66 49V48H65ZM73 49H71L70 48V50H73ZM80 49H84L83 48V46H81V47H79V51H80ZM82 50L83 52L84 51H88V50ZM110 49V48H109ZM120 49V48H119ZM122 49V48H121ZM171 49H174V48H172L171 47ZM170 49V50H171ZM244 49V48H243ZM261 50L262 49H264V47H262V48H260ZM24 50V49H23ZM25 50H27V49H25ZM34 50V49H33ZM62 50V49H61ZM64 50V49H63ZM68 50V52H69V49H67ZM78 50V49H77ZM77 50H74V51H77ZM108 50V49H107ZM115 50H116V47H115ZM123 50V49H122ZM169 50V49H168ZM168 50H167V52H168ZM169 50V51H170ZM176 49H174V52H176L175 51ZM239 50H240V48H239ZM255 50V53H254V56L256 55V52L258 53V51H256ZM2 52H4L3 51V49L1 50ZM12 51V50H11ZM17 51H18V49H17ZM38 50H36V52H37ZM47 51V50H46ZM102 51V50H101ZM113 51V50H112ZM117 51V50H116ZM213 51H216V52H218V51H220L218 54H216L215 56H212V53H213ZM240 51V52H241ZM247 51V52H248ZM264 51V50H263ZM8 52H10V50L9 51H7V53ZM13 52H16V51H14L13 50ZM20 52H21V50H20ZM23 52V51H22ZM21 52V53H22ZM55 52V51H54ZM82 52V53H83ZM93 52H89L90 54H92ZM239 52V51H238ZM261 51H259V53H260ZM5 53H6V51H5ZM26 53V52H25ZM31 53H32V51H31ZM39 53V52H38ZM37 53V54H38ZM48 53V52H47ZM46 53V54H47ZM59 53V52H58ZM80 53H81V51H80ZM80 53L79 54H77L78 56L80 55ZM88 53V52H87ZM100 54H102L103 53V55H104V52L102 51V52H99ZM178 53V52H177ZM2 54V53H1ZM0 54V55H1ZM16 54V53H15ZM14 54V55H15ZM52 54H54V53H52ZM51 54V56H53ZM60 54V53H59ZM62 54H63V52H62ZM66 54V53H65ZM75 54V53H74ZM100 54H98V57H99V55ZM215 54V53H214ZM261 54V53H260ZM21 55H23V53L21 54ZM26 55H27V53H26ZM44 55L45 54H43V57H44ZM67 55H68V53H67ZM69 55H70V52H69ZM86 55V54H85ZM85 55H83V56H85ZM94 55V56H95ZM107 55V54H106ZM112 55V54H111ZM176 55V54H175ZM241 55V56H240ZM250 55V56H249ZM1 56H3V54L1 55ZM5 57H6V55H4ZM9 56V55H8ZM12 56V55H11ZM19 56H20V54H19ZM17 57V55H16V59H18V58H20V57ZM25 56V55H24ZM29 56V55H28ZM27 56V57H28ZM31 56V55H30ZM29 56V57H30ZM33 57H35L34 55H32ZM42 56V55H41ZM40 56V57H41ZM46 56V55H45ZM50 56V55H49ZM50 56V57H51ZM56 56V55H55ZM72 56V55H71ZM74 56V55H73ZM72 56V57H73ZM83 56H79L80 58L82 57V59L84 58ZM88 56H89V54H88ZM88 56H86V58L88 57ZM91 56V55H90ZM101 56V55H100ZM105 56V55H104ZM113 56H115L114 54H113ZM260 56L262 57V55H259L258 57L260 58ZM263 56H264V54H263ZM23 57V56H22ZM65 57H66V55H65ZM70 57V56H69ZM97 57V56H96ZM102 57V56H101ZM116 57V56H115ZM173 57V56H172ZM251 57L250 58H246V60L247 59H250L251 60ZM2 58V57H1ZM7 58V57H6ZM12 58V57H11ZM23 58H26V57H23ZM22 58V59H23ZM30 58H32V57H30ZM44 58H46L47 59V57H44ZM52 58V57H51ZM55 58H58V57H55ZM64 58V57H63ZM67 58V57H66ZM86 58H85V60H86ZM89 58V57H88ZM87 58V59H88ZM94 58V61H95V57H92V59ZM108 58H109V55H108ZM256 58V57H255ZM258 58V59H259ZM264 58V57H263ZM8 59V58H7ZM10 59V58H9ZM21 59V60H22ZM28 59V58H27ZM39 59V58H38ZM38 59H37V61H38ZM59 59V58H58ZM60 59H61V57H60ZM59 59V60H60ZM71 58H69V60H70ZM73 59H75V57L73 58ZM81 59V60H82ZM90 60H92L91 58H89ZM89 59L87 60L88 62H89ZM103 59H105V58H103ZM113 59V58H112ZM173 59V58H172ZM244 59H243V61H244ZM3 60H5V59H3ZM20 60V59H19ZM44 60V59H43ZM51 60V59H50ZM64 60V59H63ZM62 60V61H63ZM67 60V64H68V59H66ZM76 60V59H75ZM78 60V59H77ZM80 60V59H79ZM78 61V65L81 63L82 64V61ZM84 60V59H83ZM97 60V59H96ZM101 60V59H100ZM111 60V59H110ZM173 60H175V57H174V59ZM179 60H177V58H176V61H179ZM246 60H245V62L244 63H246ZM249 60V61H250ZM253 60V59H252ZM264 60V59H263ZM18 61V60H17ZM31 61V60H30ZM99 61V60H98ZM102 61V60H101ZM107 61V60H106ZM171 61V58H170V60L168 61V65L166 64V66H168V67H170V63L172 62H170ZM179 61V62H180ZM248 60H247V64H249V63H251V65H253L252 63H253V61L252 62H249ZM58 62V61H57ZM60 62V61H59ZM73 62V61H72ZM69 63L68 65H70V66H72L71 64H73V63ZM96 62V64H97V61H95ZM103 62V61H102ZM109 62V60L107 61V63ZM111 63H112V61H110ZM109 62V64H111ZM117 62V61H116ZM114 63L115 65L117 64L118 66H119V64L118 63ZM170 62V63H169ZM178 62V63H179ZM254 62H256V59H255V61ZM7 61L6 62H4V63H2L3 65L5 64L6 66H7ZM16 63V62H15ZM28 63V62H27ZM31 63V62H30ZM37 63V62H36ZM40 63V62H39ZM43 63H45V62H43ZM77 63V62H76ZM84 63H85V61H84ZM83 63V64H84ZM91 63H93V61L91 62ZM91 63H86V64H91ZM101 63V62H100ZM174 63V62H173ZM173 63H171V64H173ZM257 63V62H256ZM255 63V64H256ZM260 63L261 62H259V66H257V64L255 65V66H257V67H255V69L257 68V71L256 70H254V68H253V70L254 71H256V72H261V70H263L262 68H263V66L261 67V69H259L258 70V68H260ZM1 64V63H0ZM9 64V63H8ZM51 64V63H50ZM50 64H48V66L50 65ZM56 64V63H55ZM62 64V63H61ZM94 64V63H93ZM93 64H91V65H93ZM99 64V63H98ZM105 64H106V62H105ZM104 64V65H105ZM234 64H235V66H237V69L235 68V70H234V68L233 67H235L234 66ZM237 64V65H236ZM239 64H241V63H239ZM246 64V65H247ZM262 64H264L263 63V61H262ZM2 65V66H3ZM4 65V66H5ZM28 65H31V64H29L28 63ZM33 65V64H32ZM45 65V64H44ZM52 65V64H51ZM57 65H58V63H57ZM65 65V64H64ZM74 65H75V62H74ZM73 65V66H74ZM78 65H75V67H73V68H76V66H78ZM91 65H88L89 67V70H95V69H91L90 68V66ZM106 65H108V64H106ZM114 65V66H115ZM178 65H180V63L178 64ZM250 65V64H249ZM5 66V67H6ZM38 66V65H37ZM37 66H35V67H37ZM56 66V65H55ZM60 66V65H59ZM66 66V65H65ZM81 67H84V66H82V65H80ZM94 66V65H93ZM98 66V65H97ZM101 66H103V63H102V65ZM101 66H99V67H101ZM113 66V65H112ZM165 65H163V67H164ZM165 66V67H166ZM177 66V65H176ZM8 67H11V66H8ZM29 67V66H28ZM40 67H42V66H40ZM58 67V66H57ZM61 67H63V69H66V67L64 68V66H61ZM96 67V66H95ZM98 67V68H99ZM164 67V68H165ZM240 67V66H239ZM242 67V66H241ZM244 67H246L245 65H244ZM244 67H242L243 69H246V70H249V68L247 69V68H244ZM248 67H250V66H248ZM252 67V66H251ZM0 68H1V65H0ZM30 68V67H29ZM47 68V67H46ZM54 68V67H53ZM53 68H51V70L53 69ZM68 68V67H67ZM72 68V67H71ZM79 68V67H78ZM86 68V70H87V67H85ZM84 68V69H85ZM93 68V67H92ZM103 68H104V66H103ZM115 68V67H114ZM113 68V69H114ZM172 68V67H171ZM176 68H178V66L177 67H175V69ZM233 68V69H232ZM241 68V69H242ZM3 69H4V67H3ZM2 69V70H3ZM6 69H8V68H6ZM34 69V68H33ZM41 69V68H40ZM48 70H49V68H47ZM55 69V68H54ZM53 69V70H54ZM57 70H58V68H56ZM80 69H82V68H80ZM101 69V68H100ZM100 69H98V70H100ZM106 69V68H105ZM105 69H104V71H105ZM118 70H119V67L117 68ZM168 69V68H167ZM173 69H174V66H173ZM242 69V70H243ZM251 69V68H250ZM1 70V69H0ZM46 70V69H45ZM74 70V69H73ZM75 70H78V69H75ZM85 70V71H86ZM88 70V71H89ZM170 70V69H169ZM234 70V71H233ZM239 70H237L238 72H239ZM252 70V69H251ZM251 70H249L250 72H251ZM7 71V70H6ZM42 71H43V68H42ZM50 71V70H49ZM48 71V72H49ZM68 71V70H67ZM85 71H84V74H85V76H86V73H85ZM88 71H86V72H88ZM101 71H103V70H101ZM103 71V72H104ZM159 71H160V74H159ZM167 71V70H166ZM253 71V72H254ZM30 72H31V69H30ZM29 72V73H30ZM33 72V71H32ZM36 72V71H35ZM55 72V71H54ZM57 72V71H56ZM64 72H65V70H64ZM70 72V71H69ZM74 72V71H73ZM73 72H72V74H73ZM83 73V70L81 71L80 70V72L78 71V73ZM99 72V71H98ZM98 72H95V73H98ZM241 72V71H240ZM248 71H246V73H245V71L244 72H242V73H245V76H246V74H249V73H247ZM1 74L3 73L2 71L0 72ZM5 73H8V72H5ZM52 73V72H51ZM68 72H65V73H63V75L65 74H67ZM77 73V72H76ZM101 74V77L103 76V73L102 72H100ZM105 73V72H104ZM164 73V72H163ZM166 73V72H165ZM242 73H240V75H244V74H242ZM263 73V72H262ZM262 73H260L261 75H259V76H264V75H262ZM41 74V73H40ZM39 74V72H38V75H40ZM69 74V73H68ZM75 74V73H74ZM73 74V75H74ZM169 74V75H170ZM233 73H231V79H232V77H234L235 75H232ZM254 74H256V73H254ZM5 75V74H4ZM4 75L2 76V77H4ZM8 75V74H7ZM43 75V74H42ZM64 75V76H65ZM70 75V74H69ZM68 75V76H69ZM79 75V74H78ZM83 75V74H82ZM81 75V77H83ZM96 75V74H95ZM99 75V74H98ZM105 75V74H104ZM107 75V74H106ZM166 75H168V74H166ZM239 74H238V76H240ZM253 74H251V76H252ZM1 76V75H0ZM29 76H30V74H29ZM44 76V75H43ZM48 76V75H47ZM54 76V75H53ZM63 76V77H64ZM93 76H94V74H93ZM165 76V75H164ZM226 76V77H225ZM237 76V75H236ZM245 76H242L243 77V79L245 78ZM247 76H249L248 78H250L251 76H250V74L249 75H247ZM255 76H258V75H255ZM5 77H6V75H5ZM4 77V79H5V81H6V79L7 78H5ZM37 77V76H36ZM41 76H39V78H40ZM58 77H59V75H58ZM74 77V76H73ZM78 77V76H77ZM80 77V78H81ZM92 77V76H91ZM90 77V78H91ZM105 77V76H104ZM104 77H103V80H105V79H107V78H105L104 79ZM230 77V76H229ZM253 77V76H252ZM35 78V77H34ZM38 78V79H39ZM50 78V77H49ZM49 78H47V79H49ZM55 78H56V76H55ZM62 78V77H61ZM60 78V80H62ZM70 79H72L71 78V76L69 77ZM68 78V79H69ZM79 78V79H80ZM84 78V77H83ZM86 78V77H85ZM98 78V77H97ZM96 78V79H97ZM171 78V77H170ZM237 77H235V79H236ZM247 78V79H248ZM253 78H257V77H253ZM0 79H1V77H0ZM37 79V78H36ZM47 79H46V81H47ZM52 79V78H51ZM57 79V78H56ZM55 79V80H56ZM63 79H65V78H63ZM68 79H66V80H68ZM92 80H93V78H91ZM165 79V80H166ZM226 79H228V78H226ZM225 79V80H226ZM230 79V80H231ZM234 79V80H235ZM239 79V78H238ZM242 79V80H243ZM261 78H259V81H261L260 80ZM40 80V79H39ZM42 80V79H41ZM58 80H59V78H58ZM84 80V82L87 84V80L88 79H86V81H85V79H83ZM82 80V81H83ZM90 80V79H89ZM98 80L100 81L101 80V82H102V79H100V78H98ZM111 80V81H112ZM161 80H163V78L161 79ZM230 80H227V82L229 81V82H231ZM233 80V79H232ZM240 80V79H239ZM250 80V79H249ZM252 80V79H251ZM250 80V81H251ZM256 80V79H255ZM254 80V81H255ZM2 81V80H1ZM4 81V80H3ZM3 81L0 83L1 85H2V83H3ZM4 81V82H5ZM49 81V80H48ZM52 81V80H51ZM64 82H65V80H63ZM62 81V82H63ZM72 81V80H71ZM70 80H69V82L68 83H70L71 82ZM77 81H80V80H76V82ZM98 81V82H99ZM105 81H107V80H105ZM164 81V80H163ZM223 81V80H222ZM236 81V80H235ZM235 81H234V83H235ZM238 81V80H237ZM237 81H236V84H239V83H237ZM244 81H246L245 79H244ZM244 81H243V85L245 84L244 83ZM248 81V80H247ZM257 81V80H256ZM37 82V81H36ZM58 82V81H57ZM61 81H59L58 83H60ZM94 82V81H93ZM96 82V81H95ZM98 82L96 83L97 84V87H98ZM100 82V83H101ZM217 82H218V80H217ZM252 82V81H251ZM258 82V81H257ZM6 83V82H5ZM58 83L56 84V82H55V85H58ZM67 83V82H66ZM81 83V82H80ZM79 83V84H80ZM107 83V82H106ZM106 83H103V85L104 84H106ZM109 83V82H108ZM219 83V82H218ZM221 83H223V82H221ZM233 83V82H232ZM232 83L230 84V85H228V87L230 88V86H232ZM233 83V84H234ZM249 83V82H248ZM260 83V82H259ZM261 83H262V85L261 86H263V84H264V79H262V81H261ZM45 84H46V82H45ZM95 84V83H94ZM93 84V85H94ZM113 84V83H112ZM144 84H142V85H144ZM220 84V83H219ZM225 84H226V81H225ZM257 84V83H256ZM38 85H40V84H38ZM50 85V84H49ZM51 85H52V83H51ZM50 85V86H51ZM67 85V84H66ZM73 85V84H72ZM77 84H75V86H76ZM81 85H83L82 83H81ZM89 85V84H88ZM88 85H87V88H88ZM91 85V84H90ZM89 85V86H90ZM141 85V84H140ZM147 85V86H148ZM164 85V84H163ZM214 85H216L217 86V83L215 84L214 83ZM227 85V84H226ZM260 85L258 84V86L260 87ZM42 86V85H41ZM65 86V85H64ZM68 87H69V84L67 85ZM67 86H66V91H67ZM70 86H71V84H70ZM84 87H85V85H83ZM94 86H96V85H94ZM94 86H92V88L94 89V88H96V87H94ZM108 86H110V85H108ZM146 86V85H145ZM142 87V88H144L145 90H146V88L147 87ZM160 87L159 88H162L161 87V85H159ZM168 86V85H167ZM225 86V85H224ZM234 86H235V84H234ZM237 86V85H236ZM235 86V88H237ZM241 86V85H240ZM246 86V85H245ZM248 86H250V85H248ZM255 86V87H254ZM257 86V87H258ZM77 87H78V85H77ZM81 88H82V86H80ZM83 87V88H84ZM102 87V86H101ZM118 87H117V92H119L120 93V95H122V96H124L123 94L124 93H121L122 91H124V90H122L121 91V89H120V91H118ZM156 87V89H155V97H156V94L157 93H161V94H163L164 93V95H166V94H168V92L170 91H172L171 89L169 90V89H164L163 88V90L162 91H160L158 88ZM209 87H211L212 88V90L210 91L209 90ZM219 87V85L217 86V88ZM222 87H223V85H222ZM227 87V86H226ZM243 87V86H242ZM252 87H254L255 89H254V91L256 90V85H254L253 84V86H251V88ZM42 88V87H41ZM50 88V87H49ZM53 88V87H52ZM80 88V89H81ZM82 88V89H83ZM91 88V87H90ZM105 88H106V86H105ZM138 88V89H137ZM136 89H137V91L139 90V88H140V86H139V84H138V87H137ZM167 88V87H166ZM210 88V89H211ZM225 88V87H224ZM222 89V91L223 90H225V89ZM228 88V89H229ZM233 88V86L230 88V89H232ZM246 87H244V89H245ZM263 88H264V86H263ZM263 88H261V89H263ZM46 89V88H45ZM44 89V90H45ZM59 89V88H58ZM62 88H60L59 90H61ZM70 89H71V87H70ZM77 90L78 91V89L76 88V87H74V90ZM86 89V88H85ZM89 89V88H88ZM92 89V90H93ZM97 89V88H96ZM100 91H101V89L100 88H98ZM102 89H104L103 87H102ZM108 89V88H107ZM110 89V88H109ZM115 89V88H114ZM141 89V88H140ZM143 89V90H144ZM148 89H149V87H148ZM153 89H151V91H153ZM173 89V90H174ZM229 89V90H230ZM257 89H259V88H257ZM40 90V89H39ZM42 90V89H41ZM56 91H57V89H55ZM54 90V91H55ZM84 90V89H83ZM92 90H90V91H92ZM260 90V89H259ZM259 90H257V91H259ZM53 91V90H52ZM55 91V92H56ZM62 91V90H61ZM61 91H59V93L61 92ZM68 91H70V90H68ZM81 91V90H80ZM86 92L87 91H89V90H85ZM89 91V92H90ZM98 90H96L95 92H97ZM114 91H116V90H114ZM141 91V90H140ZM150 91V90H149ZM219 91V90H218ZM220 91H221V89H220ZM230 91H233L234 92V94H235V91H238V92H240V88H239V90H230ZM243 91V90H242ZM256 91V92H257ZM63 92V91H62ZM65 92V91H64ZM75 92V95H76V91H74ZM89 92H88V94H89ZM93 92V91H92ZM94 92V93H95ZM103 92V91H102ZM145 92V91H144ZM148 92V91H147ZM146 92V93H147ZM252 92V91H251ZM255 92V93H256ZM48 93V92H47ZM50 93V92H49ZM58 93V94H59ZM66 93V92H65ZM72 93V92H71ZM79 92H77V94H78ZM83 93V92H82ZM81 93V94H82ZM93 93V94H94ZM100 94H101V92H99ZM106 93V92H105ZM104 93V94H105ZM193 93V94H192ZM210 93V94H209ZM216 93H218V95H219V93L221 94V97H222V93H223V95L224 94H226V91H225V93H224V91L223 92H217L216 91ZM230 93V92H229ZM263 93V92H262ZM28 94V93H27ZM32 94L33 93H31L30 95L32 96ZM44 94V93H43ZM83 94H85V93H83ZM92 94V95H93ZM98 94V93H97ZM130 94V93H129ZM142 94V93H141ZM148 94H150V92L148 93ZM148 94H146V95H148ZM151 94H152V92H151ZM161 94L159 95V96H161ZM230 94H232V93H230ZM239 94V93H238ZM237 94V95H238ZM254 94V93H253ZM35 95V94H34ZM102 95H103V93H102ZM106 95V94H105ZM109 95V94H108ZM119 95V94H118ZM117 95V96H118ZM126 96H127V94H125ZM132 95V94H131ZM134 95V96H135ZM152 95V96H153ZM216 95V94H215ZM255 95V94H254ZM258 95L260 96V95H262L261 94V92L259 93L258 92ZM28 96V95H27ZM41 96H42V94H41ZM77 96V95H76ZM79 96H80V94H79ZM83 96V95H82ZM81 96V97H82ZM89 96H91V95H89ZM99 96V95H98ZM113 96H115V95H113ZM113 96H111V97H113ZM116 96V97H117ZM121 96V97H122ZM126 96H124V97H126ZM129 96V95H128ZM127 96V97H128ZM134 96H133V98H134ZM140 96V95H139ZM142 96H143V94H142ZM141 96V97H142ZM149 96V95H148ZM151 96V97H152ZM175 96L173 97L174 99H175ZM198 96V95H197ZM220 96V95H219ZM228 96V95H227ZM232 96H234L233 94H232ZM256 96V95H255ZM254 96V97H255ZM33 97V96H32ZM36 98H38L37 96H35ZM34 97V99H36ZM75 97V96H74ZM80 97V98H81ZM87 97V96H86ZM103 97H105V96H103ZM108 97H110V96H108ZM124 97H123V99H124ZM132 97V96H131ZM154 97V98H155ZM163 97V96H162ZM169 96H167V98H168ZM215 97V96H214ZM213 97V98H214ZM220 97V98H221ZM262 97V96H261ZM43 98H45V96L43 97ZM49 98V97H48ZM106 98H107V96H106ZM115 98V97H114ZM146 99L147 98H149V97H145ZM159 98V97H158ZM200 98V97H199ZM216 98V97H215ZM219 98V99H220ZM224 98H225V96L223 97V99H222V101L224 102ZM232 98H235V96L234 97H232ZM42 99V98H41ZM74 99V98H73ZM77 99V98H76ZM82 99V98H81ZM84 99H85V97H84ZM84 99L82 100V101H84ZM132 99V98H131ZM150 99V98H149ZM160 99V98H159ZM166 99V98H165ZM173 99V100H174ZM181 99H183V98H181ZM210 99H212V97L210 98ZM218 99V101H220ZM253 99H256V98H253ZM258 99V98H257ZM39 100V99H38ZM53 100V99H52ZM91 100V99H90ZM94 100H96V99H93V101ZM99 100V99H98ZM128 100V99H127ZM136 100V99H135ZM138 100V99H137ZM145 100V99H144ZM151 100V99H150ZM171 100V99H170ZM187 100V99H186ZM189 100V99H188ZM207 100V101H206ZM259 100V99H258ZM10 101H13L12 99L10 100ZM33 101V100H32ZM71 101H72V99H71ZM73 101H75L76 102V100H73ZM87 101V100H86ZM92 101V102H93ZM130 101V100H129ZM152 101H153V98H152ZM151 101V102H152ZM169 100H167V102H168ZM179 101V100H178ZM178 101H176V102H178ZM182 101V100H181ZM183 101H184V99H183ZM203 101H197L198 103L200 102V103H202ZM217 101V100H216ZM216 101H214L215 103H216ZM255 101V100H254ZM252 102L251 104H253V105H250V109L249 110H247L248 112H246V114H244L242 117H240V118H236L237 116H235L234 118V122L232 123V124H230L229 123V125H227L228 127V129L226 128L225 130L226 131H220V133L218 132V138H215L214 140H213V142H212V146L210 147V150H209V152H205L204 150H198V151H195V152H184L183 154H177V153H175L174 155H171V156H168L167 157V159L166 160H164V161H161V162H159L156 166H152V163H151V165L150 166H152V167H143L140 171H138L137 173H135V174H132L131 176L130 175H128L127 173H118V176H119V179L117 180V181H115L114 183H112V184H108V182L105 184H103V185H100L99 183H98V185L96 184V183H94V184H96L95 186L93 185V186H91V185H89V186H91V187H89V188H87L85 191H83V190H79V189H77L76 187L78 186V184H77V186L76 185H74V187L72 188V190H70L71 192H72V198H71V201H67V216L69 217V218H71V220H72V226H73V228L75 229V230H77V232H78V234L80 235V237H81V239L77 242V244L76 245H78L80 242H82L84 239H86V238H90V239H96V238H99V237H101L105 232H109V233H112V223H113V220L111 219V216H112V214H118V219H119V226L118 227H121L120 226V224H124V223H126L127 221H126V217L129 215V217L130 218H132V217H139V219H141L142 221H144V223H145V225H143L142 227H140L139 229H138V232H137V234H138V238H140V240L142 241V240H145L146 238H147V235H148V233H151V234H155V231H154V229H151V227H149L148 226V223H153V224H159L160 226H163V227H165V228H168V229H174L175 230V235L174 236H172L171 237V239H172V242L173 243H175V244H184V248H183V250H182V253H183V256L185 257V255H188V254H190V252H191V246H190V242H191V234H190V232L187 230V227H186V220H187V218L189 217V216H191L193 213H196V209H194V208H190V207H188V206H185V205H183L180 201H179V199H178V196H177V194H176V191L174 190V187H172L170 184H168V183H166V181H167V178H168V176H169V174L170 173H173V174H176V173H186L187 175H188V178H187V180H189L190 181V183H191V181H192V179H194V178H197V177H199V178H202V179H206L207 178V180L206 181H209L208 180V175H209V173H211V171L213 170V168H214V166H216L217 164H219V162H226V160H227V154H229V150L232 148V146H234V145H238L239 143L240 144H242V143H247V142H252V143H254L253 145H254V149H252L251 151H250V153H251V159H250V165H249V167L246 169V171H244V173L242 174V176H241V178H239V181L240 182H242L243 180H245L246 178H248V179H251V180H253V182L260 188V191H261V194L264 196V94H263V97L262 98H260V100L259 101H255V102ZM14 102V101H13ZM35 102V100L33 101V103ZM41 102V101H40ZM44 103L46 102V101H43ZM47 102H49V101H47ZM78 102H80V103H82L80 100L78 101ZM85 102V101H84ZM84 102H83V105H84ZM88 102V101H87ZM95 102H97V101H95ZM103 102V101H102ZM105 102V101H104ZM136 102V104H137V101H135ZM135 102H132V103H135ZM154 102V101H153ZM160 102V101H159ZM163 103H158V104H156V106H158V108H161L162 109V107L163 106H166L167 104H165V100L164 101H162ZM196 102V101H195ZM196 102V103H197ZM212 102V101H211ZM214 102H213V104H214ZM33 103H31V104H33ZM42 103V102H41ZM86 103V102H85ZM99 103H100V101L98 102V104H95V105H98L99 106ZM105 103H107V102H105ZM126 103H128V102H126ZM131 103V102H130ZM129 103V104H130ZM171 103H173V101L171 102ZM185 102H182V103H177L176 105V108L178 107H181V106H185V104H184ZM190 103H191V101H190ZM194 103V102H193ZM195 103V104H196ZM199 103V104H200ZM38 104V103H37ZM36 104V105H37ZM53 104H54V102H53ZM69 104V103H68ZM77 104V103H76ZM76 104H72V107L73 108H76L75 110H78V108L76 107L77 105ZM88 104V103H87ZM87 104H85V106L87 105ZM124 104V103H123ZM123 104L121 105V106H123ZM139 104H141V106H142V103L140 102ZM195 104H193L194 106H195ZM212 104V105H213ZM220 104H222V103H220ZM34 105H35V103H34ZM39 105V104H38ZM50 105V104H49ZM76 105V106H75ZM80 105V104H79ZM79 105H78V107H79ZM82 105V106H83ZM110 105H113V104H109V106ZM125 106H126V104H124ZM175 105V104H174ZM188 105H190L189 103H188ZM187 105V103H186V106H188ZM202 105V104H201ZM211 105V106H212ZM215 105V104H214ZM214 105H213V107H214ZM223 105H224V103H223ZM33 106V105H32ZM42 106V105H41ZM45 106V105H44ZM64 106V105H63ZM69 106H71L70 104H69ZM82 106H80V107H82ZM85 106H83L82 107V111H83V114H84V111L85 110H83V108L85 107ZM93 106V105H92ZM100 106H102V105H100ZM104 106H108V105H104ZM104 106H102V107H104ZM131 106H132V104H131ZM138 106H140V105H138ZM140 106V107H141ZM144 106V105H143ZM142 106V107H143ZM156 106H155V108H156ZM161 106V107H160ZM216 106V105H215ZM34 107V106H33ZM71 107V108H72ZM79 107V108H80ZM95 107V106H94ZM94 107H92V108H94ZM97 107V106H96ZM129 107V105L127 106V108ZM135 107V106H134ZM141 107V108H142ZM151 107V106H150ZM190 107H192V105H190ZM190 107H189V109H190ZM210 107V106H209ZM50 108V107H49ZM53 108H54V106H53ZM92 108H90V109H92ZM99 107H97V109H98ZM125 108V107H124ZM126 108V109H127ZM130 108H133V107H130ZM139 108V107H138ZM137 107H136V109H138ZM144 109H145V107H143ZM194 108V107H193ZM21 109V108H20ZM68 109H70L69 107H68ZM89 109V110H90ZM96 108H95V110L94 109H92L93 111H96L97 110ZM107 108H104V110H106ZM125 109V110H126ZM134 110V111H136V112H134V114L136 113V115H138V112H137V110ZM143 109V110H144ZM154 109V108H153ZM183 109V108H182ZM185 110H187L188 109V107L186 108H184ZM183 109V110H184ZM38 110V109H37ZM40 110V109H39ZM43 110V109H42ZM53 110H55V109H53ZM72 110V109H71ZM81 109H79V111H80ZM98 110H100V111H102V108L100 109H98ZM103 110V111H104ZM128 110V109H127ZM126 110V111H127ZM132 109H130V110H128V111H131ZM140 109H138V111H139ZM142 110V109H141ZM158 110V109H157ZM178 110V109H177ZM19 111V110H18ZM17 111V112H18ZM73 111V110H72ZM87 111V110H86ZM85 111V114H87L88 113V111L86 112ZM125 111V112H126ZM188 111V110H187ZM187 111L185 112V111H181V112H185V113H187ZM190 111H192V110H190ZM16 112V111H15ZM43 112V111H42ZM74 112L76 113L77 111H73V114H74ZM90 112V111H89ZM124 112V113H125ZM133 112V111H132ZM178 112H179V110H178ZM72 113V112H71ZM78 113V112H77ZM103 113V112H102ZM140 113V112H139ZM190 113V112H189ZM192 113V112H191ZM194 113H195V111H194ZM17 114V113H16ZM15 114V115H16ZM47 114V113H46ZM69 113H67V115H68ZM72 114V115H73ZM82 114V113H81ZM82 114V115H83ZM128 114V113H127ZM126 114V115H127ZM133 114V113H132ZM76 115V114H75ZM78 115H79V113H78ZM87 115H89V113L87 114ZM92 115V114H91ZM125 115V116H126ZM128 115H130V114H128ZM127 115V116H128ZM69 116H70V114H69ZM81 116V115H80ZM84 116V115H83ZM86 116V115H85ZM84 116V117H85ZM126 116V117H127ZM131 116V115H130ZM9 117V116H8ZM16 117V116H15ZM67 117V116H66ZM72 117V116H71ZM75 118H73L74 120L76 119V116H74ZM83 117V118H84ZM87 117V116H86ZM90 117V116H89ZM89 117H87V118H89ZM133 117V116H132ZM78 118V117H77ZM82 118V117H81ZM80 118V119H81ZM1 119V118H0ZM3 119V118H2ZM7 119H9L10 120V117L9 118H7ZM7 119L5 118V120H4V122L6 121V123H8L7 122ZM70 118H68V120H69ZM126 119H128V117L126 118ZM79 120V119H78ZM83 120V119H82ZM81 120V121H82ZM84 120H85V118H84ZM82 121L83 122V124H84V122L87 120H85V121ZM124 120H125V118H124ZM124 120H123V122H124ZM129 121L130 120H132V118L130 119H128ZM91 121V120H90ZM89 121V122H90ZM133 121H137V120H133ZM3 122V126H4V124H6V123H4ZM11 122V121H10ZM71 122H73V120L71 121ZM71 122L69 123V121H68V123L69 124H71ZM76 122V121H75ZM78 122H80V121H78ZM82 122H81V124H82ZM89 122H87L86 121V123L88 124ZM92 122V121H91ZM110 122L111 121H109V123H108V125L110 124ZM138 122V121H137ZM232 122V121H231ZM85 123V124H86ZM125 123V122H124ZM126 123H127V121H126ZM129 123V122H128ZM130 123H131V121H130ZM130 123H129V125H130ZM75 124H77V123H75ZM79 124V123H78ZM86 124V126H88ZM93 124L91 123V125H90V123H89V126H92ZM113 125V124H112ZM115 125V124H114ZM120 125V124H119ZM129 125L127 124V126H125V127H129ZM132 125V124H131ZM130 125V126H131ZM136 125V124H135ZM7 126H9V123L6 125V127ZM80 126V125H79ZM85 126V127H86ZM89 126H88V129H89ZM98 126H100L99 124H98ZM118 126V125H117ZM24 127V126H23ZM22 127V128H23ZM115 126H113V128H114ZM118 127H120V126H118ZM123 127H124V125H123ZM122 127V128H123ZM124 127V128H125ZM133 127V126H132ZM226 127V126H225ZM13 128H15L13 131H15L16 130V127H13ZM12 128V129H13ZM80 128H83V126H80ZM92 128H94V126L92 127ZM92 128H91V130H92ZM109 128V127H108ZM24 129H25V127H24ZM23 129V130H24ZM95 129V128H94ZM111 129V128H110ZM116 129V128H115ZM119 129V128H118ZM2 130V129H1ZM5 129H3V131H4ZM7 130V129H6ZM18 130H19V128H18ZM17 130V131H18ZM22 130V131H23ZM78 130H80L79 128H78ZM83 130V129H82ZM86 130H87V128H86ZM86 130H85V132H86ZM90 130V129H89ZM112 130V129H111ZM122 130V129H121ZM2 131V132H3ZM12 131V130H11ZM12 131V132H13ZM25 131V130H24ZM77 131V130H76ZM81 131V130H80ZM80 131H79V133H80ZM112 131H115V130H112ZM118 131V130H117ZM1 132V131H0ZM4 132H6V131H4ZM9 132V131H8ZM7 132V133H8ZM12 132H10L9 133V135L12 133ZM78 132V131H77ZM121 132V131H120ZM123 132V131H122ZM121 132V133H122ZM7 133H5V134H7ZM15 133H16V131H15ZM19 133V132H18ZM18 133H16L17 135H18ZM120 133V134H121ZM3 134V133H2ZM1 134V136L2 137H4L3 135ZM16 134H11V135H13V137L12 138H14V136L16 135ZM19 134H21V133H19ZM115 134L116 133H114L113 135L115 136ZM8 135V134H7ZM8 135V136H9ZM81 135V134H80ZM117 135V134H116ZM121 136V135H120ZM120 136H117V138L119 137V139H120ZM123 136V135H122ZM20 137V136H19ZM67 137V136H66ZM112 137V136H111ZM7 139H8V137H6ZM15 138H17L16 136H15ZM64 138V137H63ZM62 138V139H63ZM113 138H115V137H113ZM1 139V138H0ZM10 139V138H9ZM71 139V138H70ZM118 139V140H119ZM4 140H5V137H4ZM112 140V139H111ZM116 140V139H115ZM9 141V140H8ZM8 141H4L5 143H3V144H6V142H8ZM21 141V140H20ZM69 141V140H68ZM0 142H2V140H0ZM11 142H12V144H13V142H15V144L14 145H16V142H17V140L16 141H11L10 140V142L8 143L9 144V146L11 147ZM21 143V142H20ZM20 143L18 142V144L20 145ZM16 145V146H18V147H20L19 145ZM22 144V143H21ZM1 145V144H0ZM7 145V144H6ZM2 146V145H1ZM1 146H0V148H1ZM4 146V145H3ZM13 146V145H12ZM15 146V147H16ZM6 147V146H5ZM17 147V149H20V148H18ZM8 148V147H7ZM89 148V147H88ZM14 148L12 147V149L11 150H13ZM16 149V148H15ZM6 151H7V149H5ZM10 150V151H11ZM26 150V149H25ZM24 150V151H25ZM29 150V149H28ZM69 150V149H68ZM71 150H73V152L75 151L76 152V149L74 150V149H71ZM89 150V149H88ZM3 151V150H2ZM6 151H4V152H6ZM15 151V150H14ZM20 152H22V149L21 150H19ZM19 151H16V152H19ZM27 151V150H26ZM83 151V150H82ZM81 151V152H82ZM102 151H104V150H102ZM7 152H9V151H7ZM6 152V156H8L7 153ZM12 152V151H11ZM19 152V153H20ZM29 152V151H28ZM69 152H71L70 150H69ZM75 152L73 153V154H75ZM78 152V151H77ZM165 152L166 151H162V153L161 154H165ZM10 153V152H9ZM14 152H12V154H13ZM41 153V152H40ZM79 153V152H78ZM97 153V152H96ZM99 153H100V150H99ZM1 154V153H0ZM4 154V153H3ZM3 154H1V155H3ZM11 154V153H10ZM23 153H21V154H18L19 155V159L18 160H21L20 159V155H22ZM26 154H28V153H26ZM70 154V153H69ZM77 154V153H76ZM14 155V154H13ZM16 155H17V153H16ZM32 155H36V152H34L33 154H32V151L30 152V154H28V155H26V156H32ZM40 155V154H39ZM41 155H43V152H42V154ZM71 155V154H70ZM96 155V154H95ZM98 155V154H97ZM96 155V156H97ZM166 155V154H165ZM10 156V158H12V160H13V157L11 156V155H9ZM24 156H25V152H24ZM25 156V157H26ZM44 156V155H43ZM42 156V157H43ZM48 156V155H47ZM68 156V155H67ZM74 156V158L76 159V157H75V155H73ZM80 156V155H79ZM79 156L77 155V159L78 160H80L79 159ZM99 156V155H98ZM21 157H23V156H21ZM27 157V158H28ZM39 158L41 157V156H38ZM46 157V156H45ZM51 157V156H50ZM70 157V156H69ZM72 157V156H71ZM70 157V158H71ZM203 157H207V159L208 160H210L208 163H206V162H204V163H206V164H208V165H206L205 167H203L202 166V164H203V160H202V158ZM3 158H5V157H3ZM2 158V159H3ZM9 158V159H10ZM14 158H16L15 156H14ZM18 158V157H17ZM32 158V157H31ZM36 158V157H35ZM44 158V157H43ZM47 158V157H46ZM53 157H51V159H52ZM73 158V157H72ZM88 158V157H87ZM87 158H85L86 160H87ZM98 158V160H99V157H97ZM97 158H95V159H97ZM172 158L174 159L173 161H172ZM1 159V160H2ZM22 159H26V158H22ZM29 159V158H28ZM28 159H26V161L28 160ZM45 159V158H44ZM74 159V160H75ZM206 159V160H207ZM17 160V159H16ZM17 160V161H18ZM32 160V159H31ZM54 160V159H53ZM55 160H57V159H55ZM83 160H84V158H83ZM91 160V159H90ZM8 161V157H7V160H6V162ZM11 161V159L8 161V162H10ZM14 161V160H13ZM25 161V160H24ZM43 160H41V163H43L42 162ZM47 161V160H46ZM46 161H45V163H46ZM58 161V160H57ZM71 161L72 162H74L73 161V159H71ZM70 161V162H71ZM76 161V160H75ZM81 161V160H80ZM85 161V160H84ZM93 161L94 162H96V164H97V162H99V161H97V160H94L93 159ZM93 161H92V163H93ZM101 161V160H100ZM1 162H3V161H1ZM5 162V163H6ZM15 162V161H14ZM21 162V161H20ZM30 162V161H29ZM47 162H49V159H48V161ZM51 162V161H50ZM77 162V164L79 163L78 161H76ZM87 162H89V158H88V161ZM5 163H4V165H5ZM11 163H12V161H11ZM56 163V162H55ZM57 163H59V162H57ZM60 163H61V161H60ZM60 163H59V165H60ZM84 163L85 164H87L86 162H83V166H85L84 165ZM90 164L89 163V165H88V167L86 166V167H84V169L85 168H88V169H90V165H93V164ZM100 163V162H99ZM10 163H8V165H9ZM15 163H13V165H14ZM54 164V163H53ZM65 164V163H64ZM63 164V165H64ZM68 164V163H67ZM67 164H66V166H67ZM76 164V165H77ZM81 164V163H80ZM3 165V166H4ZM11 165V164H10ZM9 165V166H10ZM17 165V164H16ZM52 165V164H51ZM58 165V166H59ZM70 164H68V166H69ZM73 165H75L74 163H73ZM72 164L70 165V167L71 166H73ZM12 166V165H11ZM54 166V168H55V166H57V165H53ZM98 166V165H97ZM118 166H120V165H118ZM218 166V165H217ZM7 167V166H6ZM76 167H79V166H76ZM92 167V166H91ZM121 167V166H120ZM4 168V167H3ZM13 168V167H12ZM11 167H10V169H12ZM18 167H16V169H17ZM57 168V167H56ZM51 169H52V167H51ZM60 169V168H59ZM59 169H57V171L59 172L60 170ZM79 169V168H78ZM81 169L83 170V168H82V166H81ZM88 169H87V171H88ZM112 169V168H111ZM7 170V169H6ZM63 170H67V169H64L63 168ZM63 170H61V171H63ZM69 170V169H68ZM67 170V171H68ZM86 170V169H85ZM92 170V169H91ZM94 170H95V168H94ZM93 170V171H94ZM9 171H11V170H9ZM9 171H7L6 172V174H8V172ZM53 171H54V169H53ZM60 171V172H61ZM64 171V173H67V172H65ZM70 171V170H69ZM84 171V170H83ZM83 171H82V173H80V175H81V177H82V175L83 176H85L84 174H83ZM86 171V172H87ZM96 171H97V169H96ZM99 171V170H98ZM104 171V170H103ZM102 171V172H103ZM123 171V170H122ZM12 172H15V170L13 171V169H12ZM11 172V173H12ZM85 172V171H84ZM90 172H92V171H90ZM106 172V171H105ZM115 172V171H114ZM213 172V171H212ZM76 173V172H75ZM78 173H79V171H78ZM100 173V172H99ZM98 173V174H99ZM104 173V172H103ZM10 174V173H9ZM14 174V173H13ZM18 174H19V172H18ZM18 174H15V176L14 175H12V174H10L11 176H14V177H16V175H18ZM94 173H92V175H93ZM95 174H97V173H95ZM20 175V174H19ZM65 175V177H66V174H64ZM73 175H76V174H73ZM72 175V176H73ZM78 175V174H77ZM80 175H78L79 176V178L78 179H82V178H80ZM8 176V177H7ZM6 177L7 178H9V175H7ZM11 176H10V178H11ZM60 176H61V173H60ZM67 176H70V174H68ZM89 176V174H87V177ZM100 176L102 177L103 175H101V173H100ZM18 177V176H17ZM62 177V176H61ZM64 177V176H63ZM74 177V176H73ZM90 177V176H89ZM88 177V178H89ZM94 177H97L96 175L94 176ZM93 177V178H94ZM130 177H133L134 178V180H133V193H136L135 195H134V197H130L129 198V200H127L126 202H124L122 205H121V207H116V206H112V204H113V202H112V204H110V202H111V200H112V198H113V196H114V194H117V191H119V190H121V189H124V188H126V185H127V178H130ZM13 178V177H12ZM71 178V177H70ZM77 178V177H76ZM91 178V177H90ZM98 178V177H97ZM67 179H68V177H67ZM72 179V178H71ZM75 179V178H74ZM99 179V178H98ZM14 180V179H13ZM86 180H88L87 178H86ZM92 180H94V179H92ZM106 180V179H105ZM112 180V179H111ZM15 181L16 182H19V180H16L15 179ZM73 181V180H72ZM95 181H97V179L95 180ZM94 181V182H95ZM69 182H71V181H69ZM76 182V181H75ZM79 182V181H78ZM87 181H85V183H86ZM103 182V181H102ZM193 182V181H192ZM225 182L226 183H224V184H221V185H216L215 187H220V188H223V187H225V186H228V185H231V184H235L237 181H231L230 182V180H228V181H226L225 180ZM88 183V182H87ZM91 183H93V181L91 182ZM195 183V182H194ZM198 183V182H197ZM196 183V184H197ZM212 182H208L207 183V186H206V188L203 190V189H201V188H197L196 187V190L193 192V190H192V192L199 198V200H207V202H209L210 204L213 202V198L212 197H207L206 196V192H207V190L208 189H214V184H211ZM73 184H75V183H73ZM88 184H90V182L88 183ZM195 184V185H196ZM10 185H12L11 183H10ZM16 185V184H15ZM20 185L21 184H19V185H16V187H20ZM70 185V184H69ZM82 185H84V184H82ZM9 186V185H8ZM73 186V185H72ZM71 186V187H72ZM81 186V185H80ZM202 186V185H201ZM204 186V185H203ZM1 187V186H0ZM3 187V186H2ZM6 187V186H5ZM4 187V188H5ZM10 187V186H9ZM18 187V188H19ZM4 188H2V189H4ZM11 188H13V187H11ZM6 189H8L7 187H6ZM20 189H23L22 188V186H21V188ZM9 190V189H8ZM7 190V191H8ZM16 190V189H15ZM5 192H6V190H4ZM69 191V192H70ZM68 193V192H67ZM3 194H5L4 192H3ZM8 193H6L5 194V197H6V195H7ZM22 194V193H21ZM8 196V195H7ZM4 197V195H3V197L2 198H5ZM13 196H11V199H12V201L11 202H13V198L15 197H13ZM18 197V196H17ZM17 197H15V198H17ZM8 198H9V196H8ZM6 199V198H5ZM7 200V199H6ZM6 200H3V201H1V191H0V206L4 203V201H6ZM9 200V199H8ZM8 200H7V202H8ZM11 202H8L9 204L11 203ZM15 202V201H14ZM6 203V202H5ZM7 203V204H8ZM7 204H6V206H7ZM8 204V205H9ZM17 204V203H16ZM263 206H264V201L261 203ZM10 205H14V204H10ZM245 205H252V206H256V205H260V203L259 202H257V200H256V198L254 197V198H252L247 204H244V203H241L240 202V200L238 199V198H236V199H234V200H232V201H230L228 204H226L224 207H223V209L225 210V213L226 212H228L229 210H231V209H234V208H238L239 206H245ZM5 206V205H4ZM5 206V207H6ZM5 207H3L4 208V211L6 210V212H4V211H1V210H3L2 208H1V210H0V225H2L3 226V224H6V222L5 221H7V220H9L10 221V217L12 216V213H11V216L9 215V211H12L13 209H11L13 206H9V207H11V208H9V209H11V210H8L7 208L5 209ZM154 208V209H153ZM8 210V211H7ZM14 211V210H13ZM7 213H8V215L10 216H8L7 215ZM14 213V212H13ZM120 213H122V214H120ZM125 214V217H123V215ZM126 214H128V215H126ZM14 215V214H13ZM7 216L10 218V219H7ZM254 218L256 217L255 215H252ZM13 217V216H12ZM15 217V216H14ZM129 219V218H128ZM8 221V222H9ZM12 221V220H11ZM13 221H14V219H13ZM13 221H12V223L11 224H13ZM252 221V220H251ZM15 223H16V219H15V221H14ZM17 222H18V220H17ZM8 225H10L9 223H7ZM11 226H14V225H10V228H11ZM5 227V226H4ZM8 228H9V226H7ZM6 227V228H7ZM0 228H1V226H0ZM13 228H15V226L13 227ZM16 229V228H15ZM19 229V228H18ZM3 230V229H2ZM6 230V229H5ZM8 230V229H7ZM23 230V229H22ZM4 231V230H3ZM3 231H0V244H2V246L1 247H4L3 249L4 250H8V251H11V250H14L15 248L13 247V240L12 241H10L14 236L11 234V233H9L10 232V230H9V232L7 233L6 231H4V233H3ZM12 231H14V230H12ZM15 233H16V231H15ZM16 235V234H15ZM233 235H234V240H235V248H234V253H233V256L235 257V258H237L238 256H244L245 254L244 253H249V252H251V254L253 253V256L255 257V258H253V261H252V263H250V264H264V225L263 224H261L260 223V221H255V220H253L252 221V223L251 224H249V225H244V224H242V225H237V227L234 229V231H233ZM15 238V237H14ZM17 238V237H16ZM200 240L201 239H204V236H200V237H198ZM156 246H159V245H155V244H148L147 246H146V250H147V252L148 253H150V254H152V253H157V250H159L160 251V246L159 247H156ZM17 249V248H16ZM15 249V250H16ZM175 246H172L171 248H170V250H169V253H168V255L170 256V257H172L173 258V256H174V253H175ZM154 251H156V252H154ZM37 255V254H36ZM13 258H16L17 256H12ZM33 257H35L34 255H33ZM32 257V258H33ZM29 258V257H28ZM35 258H37V257H35ZM12 259V258H11ZM17 259V258H16ZM16 259L15 260H13V261H9L7 264H17V261H16ZM44 260H42L41 259V262H43ZM46 261V260H45ZM40 262V263H41ZM47 262H48V260H47ZM26 263V262H25ZM28 263V262H27ZM49 263V262H48ZM19 264V263H18ZM69 264H83V263H81V262H78V261H76V260H74V259H72V260H70V263ZM242 264H245V262H243ZM247 264H249V263H247Z\"/></svg>",
    "mask_w": 264,
    "mask_h": 264
},
{
    "label": "crops",
    "instance_id": "0c3cea01",
    "mask_svg": "<svg viewBox=\"0 0 264 264\" xmlns=\"http://www.w3.org/2000/svg\"><path fill=\"white\" fill-rule=\"evenodd\" d=\"M251 181L244 180L242 184L252 193V198L255 197L260 205L239 206L226 213L223 207L236 198H238L241 203H248H245L237 192H232L227 195L225 201L220 204L217 199L218 192H221L227 186L220 188L213 185L214 189L207 190L206 196L213 198L211 204L207 202V200H199L194 193L193 194L198 199V204L195 206L183 203L178 197L183 205L196 209V213H193L186 220L187 230L191 234V252L185 255V257L182 253L184 244H175L172 242L171 238L166 250H164V242L156 238L155 234H151L150 237L147 235V238L141 241L140 238H138L137 232L145 223L139 219V217H132L130 220L134 223V227L127 226V222L123 225L120 224L121 227H118L119 222L117 224L113 222L112 233L105 232L101 237L96 239H84L75 246L72 254L73 259L83 264H242L243 262H245V264H250L253 258H255L251 252L244 253V256L241 255L237 258L233 256L235 248L233 231L237 225H249L253 220H258L264 225V206L261 204L264 201V196L261 194L260 188ZM204 210H207L206 213L209 211L213 213L210 223L197 229L190 230L188 228L189 219L191 217L202 216L201 214L204 213ZM252 215L256 217L254 218ZM148 226L154 230H171L173 232L172 236L175 235L174 229H168L153 223H148ZM128 228H134L133 231H136V239L131 240L129 237L121 236L122 231L129 233L130 229ZM200 236H204V239L200 240L198 238ZM105 240L107 241L106 243ZM97 241L101 243L103 247L104 254L102 256H97L96 254L97 249L94 243ZM136 243L140 246L138 247ZM148 244L159 245L160 251L157 250V253L152 254L148 253L146 250ZM172 246L176 248L173 258L168 255Z\"/></svg>",
    "mask_w": 264,
    "mask_h": 264
}]
</instances>
